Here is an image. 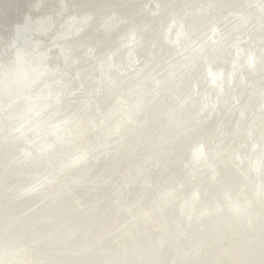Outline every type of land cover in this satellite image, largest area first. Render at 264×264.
I'll list each match as a JSON object with an SVG mask.
<instances>
[{
    "label": "water",
    "instance_id": "1",
    "mask_svg": "<svg viewBox=\"0 0 264 264\" xmlns=\"http://www.w3.org/2000/svg\"><path fill=\"white\" fill-rule=\"evenodd\" d=\"M162 1L164 3H161V7L158 8V5L151 3V0H0V59H2L0 61V101H7V104L0 111V123L7 122V114L14 110L17 111L18 106L25 101L33 102L29 115L30 125H33L31 121L35 123L40 117L46 118V124H43L42 127H30L28 120H17L15 117L12 123L17 122L19 127L15 131L5 129L9 132V138L3 139L0 133V224L10 217H19L20 220L12 224L2 225L1 227L5 231L2 233L8 238H27L28 241H31L34 250H46L53 260V263L49 264H74L80 261L84 262L82 264H156L159 259L156 258V254L152 255L146 249L148 245H151L155 251H161L169 264H172V259L176 254L173 246L158 245V232L160 231L155 229L157 230L156 233L150 232L152 224L143 210L136 207L129 208L133 209L131 211H128L126 207L113 208L112 203L115 201L113 199L107 200V197L113 196V194L109 196L107 194V189L112 185L109 181L110 178L101 176L100 179L96 180L89 177L93 171L98 172L101 166L105 168L108 166L112 175L116 174L118 166L122 164L128 168L127 160L121 158L122 153L116 154L113 150L103 152L102 155L104 154L105 157L102 165L98 161H91L92 158L89 153L82 159H76V163H70V160L65 162L69 152L74 148V141L78 143L86 136L87 132H93L99 123L94 126L90 123L86 127H82L83 131L82 129L74 130L67 121H64L66 123L63 125L65 133H61L63 140L57 144L56 149L49 148L48 141L51 140L45 136L46 130L44 131V128L45 125L46 127L55 125L54 120L60 117L56 114L61 111L57 105L61 104L62 95L55 94L50 106H40L34 102V99L27 97L49 82H52L54 87H59L57 79L48 80L52 76L60 75L67 67L66 63L69 57L66 51L56 44L59 39L75 36L76 39L73 43L80 50L79 58L82 62H86L92 54L90 52L92 48L85 47L79 41L88 39H90V43H95L91 46L93 51L108 56V51L113 49V54L121 60L124 58L126 61L133 45H130L131 43L128 45L130 35L123 38L122 33L134 23L135 25L146 23V27L142 28L145 40L140 45V51L146 54L144 56L145 62L138 70L128 75L112 65L109 66L111 71L114 70L117 74L116 86L119 87H116L117 89H114L113 86V89L109 87L104 96L109 99L118 92L117 90L126 91L129 89L136 91V94L144 93L147 99L135 111H129L133 118L124 122V129L117 131L113 129L112 132L109 130L105 138H119L121 146H126V158L138 166L146 167V171H150L153 175H160L166 163V167L177 171L178 176L181 177V182L184 180L187 184L192 171L201 169L204 172L207 171L203 167L205 161L217 160L221 162L223 160L225 151H221L220 154L218 151L210 157H206L207 153L203 159L198 158L204 156V151L196 154L195 157L191 151L188 156L191 141L195 137L203 134L205 136L206 133H218V121H215L217 118L215 117L217 116L216 107L223 109L225 118L229 114H235L229 132V142L232 143L240 138L242 123L247 120V112L244 106L250 104L252 100L253 103L257 96L254 85H257L264 78V60L262 62L259 60L256 62L249 61L245 59L243 51L238 47L234 51L230 49V39L235 25L240 23V19L237 21L238 17L230 18L229 21H234L229 26L230 30L225 36L216 35L215 32H212L210 21L215 17H221L225 20L223 13L228 4L240 3L243 6L251 7V3H246L244 0H216L214 3V0H202V9L184 14L189 22L195 24L194 30L185 34L182 30L177 31L176 27L172 29L170 25L172 23H168L166 27L162 26V19L176 9L183 10L191 3L197 4L198 0ZM68 6L72 8L73 12L61 16V12ZM88 12H94L96 16L90 14L91 17H86L87 22L82 26L77 24V21H72L81 18L85 20L81 14ZM120 12L128 22L124 21V25L119 31H113L112 21H114L116 13ZM262 12L261 9L253 12V18L257 22H259ZM109 16L114 17L110 21L111 24L106 21ZM91 21L96 27L87 28ZM259 25L260 23H256V26ZM99 30L112 33L105 36ZM176 32H178L177 38L175 37ZM40 37L46 39L48 43L43 53L39 52L42 46ZM190 37L198 38L202 43L193 45L189 41L185 45L182 44L184 38L190 39ZM153 40L157 42L155 43ZM146 43H150L149 48L159 47L154 49L153 54H149L148 50L142 49ZM263 46L264 43L262 42ZM144 48L147 49L145 46ZM56 49L57 51H54ZM48 52L50 54L46 56ZM260 53L264 56V47ZM232 55L233 58L227 60V57L229 59ZM240 57H242L243 62L244 60L246 62H242L243 68L248 75L254 78L256 84L236 78L239 69L237 60ZM209 60L220 63L229 61L230 68L234 66L232 70L234 74L230 75L229 73L227 81L224 83L221 79L216 81L208 68H204L198 76L202 78L204 86L209 82L213 93L220 98L230 94L229 87L238 86V89L243 92L244 99L242 104L233 111L227 103V98L208 102L209 105L204 106L201 102H194L197 98L188 93L191 77L197 75L204 63ZM167 61H171L168 66L164 64ZM39 69L41 76L33 81H28V78L32 79L36 76ZM83 69L87 70V68ZM180 92L187 93L188 97L178 102L176 95ZM19 94L21 95L18 96ZM133 96L136 95L133 94ZM261 103L263 105V102ZM120 107L121 110L114 116H124L122 106ZM258 108L255 114H251L253 121L250 128L262 135L264 134V125L260 123L257 115L260 114L261 117H264V105L260 109ZM47 111H49L47 115H44ZM138 116L139 119L145 120L138 122ZM125 117L128 116L125 115ZM184 119L187 123L184 122ZM125 131L128 132L123 135ZM29 133L32 135L29 136ZM221 134L222 132H219V135ZM34 139L37 141V149L32 143ZM28 141L33 146H28L16 154L15 145L19 142L27 143ZM58 141L60 140L58 139ZM134 142L136 146L131 151L130 143L132 145ZM158 142H163L165 148L172 147L173 150L170 153L172 160H160L155 154L151 156L152 153H158L156 151L162 149ZM42 143L46 144V148L43 147L45 149H41ZM101 146L98 144L96 149ZM79 148L80 146L77 145L76 151ZM249 148L250 151L256 149V147ZM184 149L188 151L185 153V156L188 157H185L183 161L181 151ZM50 154L58 156L56 163L59 167L57 169V165H51L47 159ZM134 154L135 156H133ZM186 161L191 165L188 169ZM118 162L120 163L117 164ZM234 162H240V160L234 158L232 161L228 158V161L223 163L221 168L230 176L232 183L234 181L236 185H239L243 181V177L233 172ZM34 167L41 168V171H45L46 168L50 169V176L44 178V185L47 189L45 204L37 208H35L36 202L31 199L34 196V191L24 188L23 192L15 191L18 192L17 195L8 194L22 187L19 186V183L23 181L22 174L24 171L29 169L28 174L31 177L39 176ZM256 169L255 166H252L250 172H255ZM70 172H77L78 176L70 181L71 188L85 197L88 203L85 208L73 204V195H71L70 190L59 181L69 175ZM141 173L135 171L136 177H139ZM154 178L158 179L159 177ZM181 182H173V184H179L177 187H180ZM114 184L121 191L127 192L132 189L136 191L138 187L145 186L146 183L141 179H125L117 180ZM210 186L211 195H214L213 200H216L220 188L217 185ZM132 197L137 196L133 194ZM197 198L196 195V202ZM158 200V198H151L144 202L152 213L151 220L169 222V230L171 229L178 238H183L188 242L189 237L199 230H202L203 234H208L209 237L214 236L206 228L197 225L201 220L192 219V217L189 220L183 219L184 225L181 227H185V230L180 231L178 221L181 222L182 213L178 211V204L175 203L176 207H173L174 202L169 204L166 198L163 201ZM174 214L178 215V217L175 216L178 219L176 222L169 218L170 215ZM168 218L169 220H167ZM141 225L148 227L139 232L138 226ZM242 227L244 234L239 240L248 239L243 244V250L236 251V246L231 252L221 250L228 245L227 240H224V242L213 246L209 252L222 256L226 260V264H234L235 261L239 262L237 264H264V250L259 253L254 251L257 244L254 240L264 235L258 233L260 229L252 230L251 223L242 225ZM42 232L46 233L42 234ZM121 239L130 242V246L126 249L127 261H125L126 259L120 260L118 257V254L123 252L121 249L118 250ZM169 240H173V238L169 237ZM234 253L237 256H233ZM196 257H199L198 253L192 254L187 259ZM55 258L56 260H54Z\"/></svg>",
    "mask_w": 264,
    "mask_h": 264
},
{
    "label": "bare ground",
    "instance_id": "2",
    "mask_svg": "<svg viewBox=\"0 0 264 264\" xmlns=\"http://www.w3.org/2000/svg\"><path fill=\"white\" fill-rule=\"evenodd\" d=\"M146 1V0H145ZM199 1V0H198ZM211 1V0H210ZM216 0H214L213 1V3L215 2ZM251 1V0H250ZM152 2H153V0H152ZM159 2H161L162 4L164 3L162 0H160ZM158 2V3H159ZM254 3H255V1H253ZM262 2V1H261ZM161 3H159V5L161 4ZM247 3H249V2H247ZM254 3L252 4V6H254ZM154 4V3H153ZM199 4V3H198ZM212 4V3H211ZM258 4V3H257ZM263 4H264V2H263ZM155 5V4H154ZM158 5V6H159ZM230 5V4H229ZM228 5V6H229ZM233 5H235V4H233ZM256 5V4H255ZM260 5V4H259ZM166 6V5H165ZM227 6V7H228ZM235 6H237V5H235ZM241 6H243V5H241ZM240 6V7H241ZM258 6V5H257ZM261 6V5H260ZM259 6V7H260ZM262 6H264V5H262ZM261 6V7H262ZM243 7H245V6H243ZM243 7H241V9L243 8ZM67 8V7H66ZM203 8V5L202 6H199V7H197V6H195V3H191L187 8H183V10H178V9H176V10H174V12L176 13V11H178L179 12V17H180V12L183 14V16H184V14L186 13V12H188V13H190V12H194V11H196V10H198V9H202ZM246 8H250V7H246ZM246 8H243L242 10H244V9H246ZM255 8H256V6H255ZM70 9V8H69ZM68 9V10H69ZM228 9H230V8H228ZM236 8H234V10H235ZM251 9V8H250ZM257 9H258V7H257ZM66 10V9H65ZM71 10V9H70ZM69 10V11H70ZM119 11H120V9H118ZM238 10V9H237ZM237 10H235V11H237ZM263 12H264V10L263 9H261ZM69 11H67V12H69ZM73 11V10H72ZM71 11V12H72ZM248 11H250V10H248ZM254 11V10H253ZM177 12V13H178ZM244 12V11H243ZM94 12H88V13H86V14H84V15H81V16H84L83 18H85V20L84 19H80V20H72V21H77L76 23L77 24H80V26H82L85 22H87V18L86 17H91L90 16V14H92V15H94V16H96V14L94 13ZM121 13V12H120ZM238 13V12H237ZM244 13H246V11L244 12ZM244 13H242V14H244ZM248 13V12H247ZM251 12H249V14H250ZM62 14V13H61ZM64 14V13H63ZM117 14V13H116ZM119 14V13H118ZM174 14V13H173ZM225 14V13H224ZM231 14V13H230ZM242 14L240 15V16H242ZM122 15V14H121ZM171 15V14H170ZM169 15V16H170ZM237 15H239V13L237 14ZM237 15H236V17H237ZM262 15V14H261ZM118 16V15H117ZM174 16V15H173ZM176 16V15H175ZM225 16V15H224ZM228 16V15H227ZM226 16V17H227ZM235 16V15H234ZM244 16V15H243ZM245 16H246V14H245ZM123 17V16H122ZM230 17H232V16H230ZM248 17H250L249 15H248ZM263 18L262 19H264V16H262ZM113 16H109L107 19H106V21H107V23H109V24H111L110 23V21H112L113 20ZM124 18V17H123ZM220 18V17H219ZM247 18V17H246ZM252 18H253V16H252ZM261 18V17H260ZM177 19V18H176ZM176 19H175V21H176ZM182 19H185V26L186 27H188L186 30H189V31H193L194 30V28H195V24L194 23H192V22H189L185 17L184 18H182ZM238 19H240V18H238ZM241 19H244V18H241ZM240 19V20H241ZM249 19V18H248ZM261 19V21H264V20H262ZM115 20V22L117 21V20H119V19H114ZM120 20H123L122 18L120 19ZM214 20H215V18H214ZM226 20H229V18L227 17V19ZM123 21H125V20H123ZM184 21V20H183ZM217 21V20H216ZM220 21V20H219ZM221 21H222V19H221ZM242 21H244V20H242ZM247 21V20H246ZM253 21V20H252ZM113 22V21H112ZM119 22V21H118ZM173 22H174V20H173ZM182 22V21H181ZM215 22V21H214ZM227 22V21H226ZM241 22V21H240ZM117 23V22H116ZM116 23H115V28H116ZM122 23H124V22H122ZM165 23V22H164ZM169 23V22H168ZM170 23H172V22H170ZM217 23H219V22H217ZM228 23V22H227ZM243 23V22H242ZM251 23V22H250ZM260 23V22H259ZM262 23V22H261ZM120 24V23H119ZM118 24V25H119ZM175 24V23H174ZM179 24V23H178ZM215 24V23H214ZM221 24V23H220ZM114 25V24H113ZM117 25V26H118ZM171 25V27H172V29L173 28H175L176 27V30L177 31H184L183 29H185V28H183V27H181L180 25H177V26H173V23L172 24H170ZM182 25V24H181ZM217 25V24H216ZM216 25H214V26H216ZM238 25H240V24H238ZM243 24H241V26H242ZM92 26H94V25H92ZM121 25H119V27H120ZM132 26H134V28H133V30H131V29H129L128 31H129V34H130V36H129V38H128V45L130 44V45H133V46H135V45H139L138 43H142L143 41L142 40H145V36L143 35V30H142V28H144V27H146V23L144 22V23H142V24H138V25H135V23L134 24H132V25H130L129 27H132ZM243 26H245V25H243ZM247 26V25H246ZM122 27V26H121ZM211 27H213V26H211ZM236 27V26H235ZM240 27V26H239ZM264 27V26H263ZM91 28H93V27H91ZM215 28H217V26L215 27ZM219 28V27H218ZM228 28H229V25H228ZM243 28V27H242ZM247 28H248V26H247ZM255 28V27H254ZM257 28V27H256ZM114 29V28H113ZM214 29V28H213ZM225 29V28H224ZM244 29V28H243ZM246 29V28H245ZM249 29V28H248ZM258 29H260V30H262L261 29V24L258 26ZM264 29V28H263ZM116 30V29H115ZM216 30V29H215ZM227 30V29H226ZM225 30V31H226ZM251 30H252V28H251ZM100 31H102V30H100ZM114 31V30H113ZM118 31H119V29H118ZM188 31V32H189ZM246 31H247V29H246ZM249 31H250V29H249ZM254 31V30H253ZM104 32V31H103ZM212 32H213V30H212ZM215 32V31H214ZM251 32V31H250ZM257 32V31H256ZM263 32V31H262ZM261 32V33H262ZM127 32H125V34H126ZM216 33V35L217 34H219L218 33V31L217 32H215ZM235 33V32H234ZM233 33V34H234ZM243 33H245V31L243 32ZM249 33V32H248ZM252 33V32H251ZM250 33V34H251ZM259 33V32H258ZM258 33H256V35L258 34ZM106 34H107V32H106ZM110 34H111V32H110ZM109 34V32H108V35H110ZM124 34V33H123ZM225 34H227V33H225ZM260 34V33H259ZM259 34L257 35V36H259ZM128 35V34H127ZM127 35H125V36H127ZM237 35V34H236ZM235 34H234V36H236ZM240 35V34H239ZM247 35H249V34H247ZM255 35V36H256ZM124 36V35H123ZM221 36V35H220ZM233 36V37H234ZM242 36V35H241ZM243 36H244V34H243ZM250 36H252V35H250ZM260 36H263L264 37V35H260ZM175 37L177 38L178 37V32H176L175 33ZM237 37V36H236ZM254 37V36H253ZM126 38V37H125ZM138 38H141V39H139V41H137L138 40ZM244 38V37H243ZM246 38V37H245ZM247 38H249L248 36H247ZM246 38V39H247ZM252 38V37H251ZM43 39V38H42ZM70 39V38H69ZM195 39H197V38H195ZM241 39V38H240ZM260 39V38H259ZM258 39V40H259ZM61 40V39H60ZM66 40H68V39H66ZM66 40H65V38H64V41L66 42ZM185 40V39H184ZM193 40V39H192ZM244 40V42H245V39H243ZM249 40H251V39H249ZM249 40L247 41V42H249ZM254 40V39H253ZM257 39H255V41H256ZM40 41H41V38H40ZM62 41V40H61ZM135 41V42H134ZM187 41V40H186ZM190 41V40H189ZM195 41H197V40H195ZM263 41V40H262ZM65 42H63V44L65 43ZM68 42H70V41H68ZM153 42H157L156 40H153ZM183 42V41H182ZM235 42V41H234ZM238 42H239V39H238ZM251 42V45L253 44L252 43V40L250 41ZM254 42V41H253ZM261 42V41H260ZM44 43V42H43ZM71 43H72V41H71ZM79 43H83V45H85V47H90V48H92L91 46H93L95 43H90V39H88V40H81V41H79ZM187 43V42H186ZM202 42L201 41H199V42H195V44L196 45H199V44H201ZM231 43H233V42H231ZM255 43V42H254ZM263 43H264V41H263ZM61 44V43H60ZM74 44V43H73ZM240 45H241V43H239ZM246 44V43H245ZM245 44H243V45H245ZM256 44V43H255ZM41 45V44H40ZM42 45H44V44H42ZM58 45H59V43H58ZM65 45H66V43L64 44V47H65ZM154 45H156V44H154ZM153 45V46H154ZM184 45H185V43H184ZM261 45V44H260ZM46 46H47V44H46ZM46 46H44V49H45V47ZM61 46H62V44H61ZM69 46H71L72 47V45H69ZM133 46H131V47H133ZM144 46L145 47H147V49H145L144 48ZM239 46V45H238ZM257 46V45H256ZM42 47V46H41ZM40 47V48H41ZM68 47V46H67ZM66 47V48H67ZM74 47V46H73ZM141 47V46H140ZM150 47V43H146V44H144L143 46H142V49L144 50V51H146V50H148V48ZM152 47V46H151ZM235 47H236V45H235ZM239 47H242V46H239ZM247 47V46H246ZM246 47H245V49H246ZM248 47H251L250 46V44H249V46ZM261 47H262V45H261ZM258 47L259 48V51H252V52H248L249 54H247L246 56H245V59H247V60H249V61H256V60H254V57H256V59L258 58V59H260V62H262L263 60H264V56L262 55V53H260V50L264 47ZM75 48H77V47H74V49L73 50H75ZM135 48V47H134ZM134 48H132V51H136V49H134ZM137 48H138V46H137ZM154 48V47H153ZM152 48V49H153ZM156 48V47H155ZM253 48H256V47H253ZM261 48V49H260ZM68 49V48H67ZM78 49V48H77ZM240 50H242L241 48H239ZM252 49V48H251ZM43 50V49H42ZM69 50V49H68ZM72 50V51H73ZM85 50V49H84ZM140 49L138 48V50L137 51H139ZM250 50V49H249ZM44 51V50H43ZM54 51H57V49L56 50H54ZM66 51V50H65ZM151 51V50H150ZM68 52V51H67ZM66 52V53H67ZM70 52V51H69ZM74 52V51H73ZM77 52H78V50H77ZM93 52V51H92ZM96 51H94V53H95ZM109 53H108V56L109 55H115V54H113L112 52H113V49H110L109 51H108ZM130 52V51H129ZM149 52V51H148ZM245 52V51H244ZM243 52V53H244ZM55 53V52H54ZM72 53V52H71ZM76 53V52H75ZM131 53V52H130ZM129 53V54H130ZM142 53V52H141ZM151 53V52H150ZM48 54H50V52H48L47 54H46V56L48 55ZM78 54V53H77ZM134 54V53H133ZM132 54V55H133ZM135 54H137V52H135ZM134 54V55H135ZM68 55V54H67ZM72 55V54H71ZM92 55V54H91ZM45 56V57H46ZM93 56V55H92ZM97 56H99V55H97ZM116 56V55H115ZM114 56V60H116V57ZM136 56V55H135ZM138 56V55H137ZM141 56V55H140ZM140 56L138 57L139 59H140ZM144 56V55H143ZM244 56V55H243ZM69 57H70V55H69ZM74 57H76L77 58V55L76 56H74ZM90 57V56H89ZM232 57V56H231ZM43 58V57H42ZM100 58V57H99ZM98 58V59H99ZM108 58V57H107ZM106 57H105V59H107ZM132 58H134L133 56H132ZM131 58V56H127V59H126V63H129V62H131V61H133V59ZM136 58V57H135ZM138 58H137V60H138ZM71 60H72V58H70ZM95 59V58H94ZM93 59V60H94ZM109 59H110V57H109ZM108 59V60H109ZM118 59H119V57H118ZM232 59V58H231ZM2 60V59H1ZM71 60H69V61H71ZM76 60V59H75ZM97 60V59H96ZM114 60H113V62H114ZM137 60L136 61H134V62H137ZM142 60V59H141ZM144 60V59H143ZM227 60H229V59H227ZM240 60V59H239ZM239 60H237V61H239ZM68 61V62H69ZM73 61V60H72ZM79 61V60H78ZM88 61V60H87ZM89 61H90V59H89ZM92 61V60H91ZM118 61H121V59L120 60H118ZM118 61H117V63H118ZM123 62H120V63H124L125 62V60L123 59L122 60ZM242 61V60H241ZM100 62V61H99ZM99 62H98V60H97V63L99 64ZM101 62H103V60L101 61ZM106 62V61H105ZM208 62V61H207ZM225 63H226V61H224ZM240 62V61H239ZM243 62V61H242ZM70 63V62H69ZM72 63V62H71ZM81 63V62H80ZM83 63V62H82ZM81 63V65H83ZM95 63H96V61H95ZM107 63H111L110 61L109 62H107ZM115 63V62H114ZM138 63V62H137ZM167 63H168V61H167ZM170 63V62H169ZM210 63V62H209ZM213 63V62H212ZM218 63H219V61H218ZM243 63H246L245 62V60H244V62ZM264 63V62H263ZM76 63L74 62V65H75ZM89 64V63H88ZM87 64V66L88 67H90L89 65ZM116 64V63H115ZM119 64V63H118ZM131 64V63H130ZM136 64V63H135ZM139 64V63H138ZM142 64H143V62H142ZM165 64H166V62H165ZM205 64V63H204ZM211 64V63H210ZM239 64V63H238ZM72 65V64H71ZM73 65V66H74ZM77 65V64H76ZM79 66H81L80 64H78ZM85 65H86V63H85ZM85 65H83V67L85 66ZM105 65V64H104ZM112 64H110L109 66H111ZM123 65V64H122ZM126 65V64H125ZM208 65V64H207ZM206 65V67L209 69V67ZM219 65V64H218ZM249 65V64H248ZM69 67H70V65H68ZM79 66H78V68H79ZM95 66H97V64L95 65ZM102 66V65H101ZM100 66V67H101ZM116 66V65H115ZM120 66H121V64H120ZM129 66V65H128ZM131 66V65H130ZM129 66V67H130ZM134 66V65H133ZM133 66L131 67V68H133ZM136 66V67H135ZM134 67L135 68H137V66L138 65H135ZM213 66V65H212ZM221 66V65H220ZM223 66H225V65H223ZM222 66V67H223ZM228 66V65H227ZM240 66H242V64L240 65ZM239 66V67H240ZM69 67H67V68H69ZM98 67H99V65H98ZM116 67H118V65L116 66ZM140 67V66H139ZM216 67V66H215ZM222 67H220V69H219V71H218V69L216 70L217 72H214V71H212L211 69H210V71L212 72V77L214 78V79H216V81H220V79L222 78L221 76H222V73L220 72L221 71V68ZM228 67H230V66H228ZM46 69H49V68H47V67H45ZM74 68V67H73ZM76 68H77V66H76ZM84 68H86V67H84ZM95 67L93 66V68L92 69H94ZM104 68H106V67H104ZM120 68V67H119ZM118 68V69H119ZM121 68H122V66H121ZM123 68H124V65H123ZM122 68V69H123ZM216 68H218V67H216ZM225 68V67H224ZM227 68V67H226ZM233 68H234V66L233 67H231V69L230 68H227V69H230L229 71V73H230V75H232V74H234V72L232 71L233 70ZM241 68V67H240ZM75 69V68H74ZM73 69V70H74ZM83 69V68H82ZM82 69H80V70H82ZM89 69V68H88ZM90 69H91V67H90ZM91 69V70H92ZM96 69V68H95ZM98 69V68H97ZM97 69H96V71H97ZM101 69H103V68H101ZM109 69L110 68H108V71H109ZM215 69V68H214ZM213 69V70H214ZM243 69V68H242ZM70 70V69H69ZM72 70V69H71ZM78 70V69H77ZM107 70V69H106ZM119 70H121V69H119ZM133 70H134V68H133ZM145 70L147 71V69L145 68ZM223 70V69H222ZM224 70H226V69H224ZM241 70V69H240ZM65 71V70H64ZM99 71V70H98ZM103 71V70H102ZM107 71V72H108ZM125 71V70H124ZM201 71V70H200ZM239 71V70H238ZM237 71V72H238ZM73 72V71H72ZM71 72V73H72ZM80 72H83V73H85L86 72V70H85V72L84 71H80ZM94 72V71H93ZM93 72H91V73H93ZM113 72V71H112ZM112 72L110 71V73L112 74ZM133 72V71H132ZM150 72V71H149ZM228 72V71H227ZM244 72V70L242 71V73ZM65 73V75H66V73H67V71L66 72H64ZM70 73V72H69ZM77 73V72H76ZM78 73H79V71H78ZM83 73H80V74H83ZM90 73V72H89ZM88 73V74H89ZM97 73V72H96ZM95 72L93 73V74H96ZM102 73V72H101ZM99 74V73H98ZM128 74V73H127ZM126 74V75H127ZM198 74V73H197ZM228 74V73H227ZM226 74V75H227ZM64 74H63V77L65 76ZM72 75H73V73H72ZM76 75V74H75ZM78 75V74H77ZM77 75L75 76V78H77ZM85 75V74H84ZM101 75V74H100ZM99 75V76H100ZM105 75V74H104ZM106 75H107V73H106ZM238 75H239V73H238ZM41 76V71H40V69L36 72V76H34L32 79H30V78H28V81H33V80H35L36 78H39ZM57 76V75H56ZM69 76L71 77V75L69 74ZM79 76V75H78ZM86 76V75H85ZM111 76H113V75H111ZM199 76V75H198ZM243 76V75H242ZM246 76V75H245ZM60 77H61V79H62V76L60 75ZM67 77H68V74H67ZM84 78V76L82 75L81 76V78ZM91 77V76H90ZM93 77V76H92ZM91 77V78H92ZM97 77H98V75H97ZM95 75H94V77L93 78H97ZM101 77H102V75H101ZM108 77V76H107ZM106 77V78H107ZM193 77V76H192ZM191 77V78H192ZM238 77V76H237ZM248 77V79H249V76H247ZM52 78V77H51ZM54 78V77H53ZM57 78H59V76H57ZM74 78V77H73ZM74 78V79H75ZM85 78H87V77H85ZM196 78H198L197 76H196ZM195 77H194V81H195V79H196ZM212 78V79H213ZM245 78V77H244ZM50 79V78H49ZM55 79H56V77H55ZM54 79V80H55ZM61 79H59V80H61ZM65 79V78H64ZM63 79V80H64ZM67 79H70V78H67ZM80 79V78H79ZM98 79H99V77H98ZM103 79V78H102ZM108 80H110V81H113V80H111V79H109V77L107 78ZM116 80H117V78H115ZM252 80L250 81V82H255L254 81V78H251ZM51 80V79H50ZM77 79H75V81H76ZM87 80V79H86ZM101 80V79H100ZM104 80H105V78L102 80L103 82H104ZM201 80V79H200ZM222 80V79H221ZM247 80V79H246ZM250 80V79H249ZM248 80V81H249ZM67 81V80H66ZM74 81V80H73ZM74 81V82H75ZM82 81H83V79H82ZM89 81H90V79H89ZM91 81H93V83H97V82H94V81H96V80H91ZM99 81V80H98ZM106 81V83H107V80H105ZM109 81V82H110ZM213 81H215V80H213ZM224 81V80H223ZM263 81V80H262ZM61 82V81H60ZM63 82H65V81H62V83ZM71 82V81H70ZM80 82V81H79ZM84 82H86V81H84ZM83 82V83H84ZM115 82V81H114ZM192 82V81H191ZM198 82V81H197ZM202 82V81H201ZM28 83V82H27ZM58 83V82H57ZM68 83V82H67ZM73 83V82H72ZM83 83H82V85H83ZM87 83V82H86ZM90 83V82H89ZM88 83V84H89ZM112 83V82H111ZM209 83V82H208ZM208 83H206L205 84V86L203 87V91L201 92V93H199V94H197V93H193L195 90H193V95L195 94H197V99H195V101L194 102H201V104H203L204 106L205 105H209L208 104V102H216V101H220V100H222L220 97H218L217 95H215L214 93H213V91L211 90V86L208 84ZM259 83V82H258ZM52 84V83H51ZM71 84V83H70ZM75 84V83H74ZM78 84V83H77ZM98 84H99V87H100V85L102 84H100L99 82H98ZM108 84V83H107ZM116 82H115V84L113 85L112 84V86L114 87V89H117L118 87L116 86ZM193 84V83H192ZM255 84H256V82H255ZM59 85V84H58ZM67 85H69V84H67ZM81 84H80V86H82ZM86 85V84H85ZM94 85V84H93ZM103 85V84H102ZM101 85V86H102ZM196 84H194V86H195ZM199 85V84H198ZM198 85H197V87H198ZM202 85V84H201ZM258 85V84H257ZM264 85V84H263ZM262 85V86H263ZM60 86H62V85H60ZM75 86H76V84H75ZM89 86H90V84H89ZM109 86H110V84H109ZM111 86V87H112ZM193 86V87H194ZM255 86V85H254ZM260 85H258V87H259ZM261 86V87H262ZM62 87H64V86H62ZM62 87H54V84H52V85H50L49 83H46L44 86H41L38 90H36V91H34L33 93H31L27 98H30V99H34V102L36 103V104H40V106H42V105H44V106H50V105H52V98H53V96L55 95V94H63V92L65 91V90H62V89H64V88H62ZM67 87V86H66ZM66 87H65V89H66ZM70 87H72V84L70 85ZM86 87V86H85ZM93 87V86H92ZM98 87V88H99ZM105 87H107L106 86V84L103 86V89L105 88ZM113 87H112V89H113ZM117 87V88H116ZM196 87V88H197ZM199 87H201V86H199ZM238 87V86H237ZM257 87V88H258ZM74 88V87H73ZM94 89H95V86L93 87ZM92 88V89H93ZM102 88V87H101ZM189 88H191V87H189ZM195 88V87H194ZM262 88H264V87H262ZM70 90H71V88H69ZM76 89V87L74 88V90ZM79 89V88H78ZM85 89H87V88H85ZM97 89V88H96ZM200 89V88H199ZM229 89V88H228ZM232 89V88H231ZM234 89V88H233ZM67 90H68V88H67ZM69 90V92L71 93V91ZM73 90V89H72ZM81 90L83 91V89H82V87H81ZM98 90V89H97ZM96 90V91H97ZM101 90V89H100ZM105 90V89H104ZM190 90V89H189ZM197 90V89H196ZM201 90V89H200ZM230 90V89H229ZM261 90V92H262V89H260ZM259 90V91H260ZM92 92H93V90H91ZM95 91V92H96ZM106 91H107V89H106ZM117 91H119V90H117ZM127 91V94L129 95V96H131V95H136V96H131L132 97V102H131V105L132 106H130V108H128V107H125V108H128V114L126 115V116H128V117H125V115L123 116V117H120V116H116L117 117V119L115 120L114 119V114H116L117 112H119L120 110H121V107H120V105L118 106V107H110V109H104V107H103V110H105V114H106V123L107 122H110V121H113L114 120V123H112L111 125H109V127H110V132H112V131H114L113 129H116L115 131H117V130H121L123 127H124V122L125 121H127V119H129V118H133L132 117V115H130L129 114V111L130 110H133V111H135V109L136 108H138V106H140V104L142 103V102H145V100L147 99V97H146V95L144 94V93H138V94H136V91H132V90H126ZM234 91V90H233ZM240 91V90H239ZM238 91V92H239ZM249 91V90H248ZM67 92V91H66ZM68 92V93H69ZM90 92V91H89ZM89 92H87L88 94H89ZM92 92H91V94H92ZM101 92V91H100ZM99 92V93H100ZM124 93H125V91H123ZM122 91H120V92H118V93H120L121 94V97H122V93H123ZM146 92V91H145ZM229 92H231V90L229 91ZM236 92V91H235ZM238 92H236V94L238 93ZM240 92H242V90L240 91ZM75 93V92H74ZM82 93V92H81ZM87 93H84V96H85V94H87ZM104 94H105V91L103 92ZM102 93V95H104ZM67 94V93H66ZM75 94H77V93H75ZM90 94V95H91ZM93 94H95V93H93ZM97 94V93H96ZM120 94L119 95H117V96H120ZM126 94V93H125ZM124 94V95H125ZM183 94H185V93H183ZM21 95V94H20ZM19 95V96H20ZM69 95V94H68ZM67 95V96H68ZM78 95V94H77ZM77 95H76V97H77ZM81 95V94H80ZM79 95V96H80ZM186 95V94H185ZM195 95H194V97H195ZM230 95V94H229ZM233 96H234V93L232 94ZM239 94H237V96H238ZM242 95V94H241ZM240 95V96H241ZM66 96V95H65ZM71 96V95H70ZM70 96H69V98H70ZM78 96V97H79ZM82 96H83V94H82ZM83 96V97H84ZM94 96V95H93ZM93 96H92V98H93ZM100 96H101V94H100ZM126 96V95H125ZM178 96H181V94L180 95H178ZM211 96H213L214 97V99L215 100H210V97ZM260 96V95H259ZM62 97V96H61ZM73 97V96H72ZM71 97V98H72ZM86 97H88V96H86ZM130 97V98H131ZM177 97V96H176ZM182 97V96H181ZM184 97H186V96H184ZM183 97V98H184ZM188 97V96H187ZM212 97V98H213ZM227 97V96H226ZM239 97V96H238ZM258 97V96H257ZM263 97V96H262ZM60 98V97H59ZM66 98V97H65ZM68 98V97H67ZM69 98H68V100H69ZM75 98V97H74ZM96 97H94V99H95ZM120 97H118V99H119ZM211 98V99H212ZM223 98H225V97H223ZM229 98V100H231L230 99V97H228ZM235 98V97H234ZM234 98H233V100H234ZM241 98V97H240ZM242 98H244V97H242ZM241 98V99H242ZM73 99V98H72ZM82 99V98H81ZM84 99V98H83ZM98 99H99V97H98ZM102 99V98H101ZM110 99H112V98H109V100ZM118 99H114L115 100V102L117 103L118 102ZM123 99H124V97H123ZM180 98H178V100H179ZM182 99V98H181ZM0 100H1V97H0ZM62 100H64L63 99V97H62ZM74 100V99H73ZM79 100V99H78ZM89 100V99H88ZM88 100H86V102L88 101ZM106 100V98H105V96H103V102ZM108 100V101H109ZM113 100V99H112ZM111 100V101H112ZM127 99H125L124 101H126ZM128 100H129V98H128ZM130 100V101H131ZM233 100H231V101H233ZM258 100V99H257ZM261 100V99H260ZM65 102H66V100H64ZM63 101V102H64ZM75 101H76V98H75ZM79 101H81V100H79ZM96 101V100H95ZM129 101V102H130ZM181 101V100H180ZM230 101V102H231ZM253 101V100H252ZM252 101H251V103L250 104H247V106L245 105L244 106V109L246 110V112H247V114L248 115H250L249 113H248V109L252 106ZM256 101V100H255ZM70 102H72V101H70ZM84 102V101H83ZM89 102V101H88ZM91 102V101H90ZM89 102V103H90ZM99 102H101V100L99 101ZM103 102H101V103H103ZM106 102V101H105ZM123 102V101H122ZM229 102V103H230ZM262 102H263V105H264V99L262 100ZM78 103V102H77ZM81 103V102H80ZM97 103V102H96ZM101 103H99V104H101ZM108 103V102H107ZM113 103H114V101H113ZM113 103H111V104H113ZM115 103V104H116ZM228 103V104H229ZM233 103V102H232ZM261 103V102H260ZM7 104V101H0V111H1V109H2V107H4V105H6ZM62 104V103H61ZM70 104V103H69ZM69 104H67V106L69 105ZM73 104V103H72ZM71 104V106H74V105H72ZM109 104H110V101H109ZM120 104V103H119ZM127 104L129 105V103L127 102ZM238 104V103H237ZM256 104H258V102H256ZM64 106L66 105V104H63ZM83 105H86V104H83ZM83 105H82V107H83ZM88 105V104H87ZM105 105V104H104ZM118 104H116L115 106H117ZM124 105H125V103H124ZM127 105V106H128ZM230 105V104H229ZM233 105H234V103H233ZM240 105V104H239ZM263 105H262V103L260 104V106H259V108L258 109H260L261 108V106L263 107ZM32 106H33V102H31V101H25L22 105H20V106H18V109H17V111H11L9 114H7L8 116H6V121L7 122H2V123H0V133H1V135H2V137H3V139H7V138H9L8 136H9V132L7 131V130H5V129H11V130H13V131H15L16 129H17V126H18V124L17 125H14V124H16V123H12V121L14 120V118L16 117L17 118V120H21V119H23V120H28V123H29V125H30V117H29V115H30V112H31V110H32ZM70 106V105H69ZM110 106V105H109ZM122 106V105H121ZM231 106V105H230ZM237 106V105H236ZM253 106H255V105H253ZM59 107H61L60 106V104H59ZM76 107V106H75ZM78 107V106H77ZM80 107V106H79ZM86 107V106H85ZM90 107V106H89ZM98 107H100V106H98ZM107 107H108V105H107ZM106 107V108H107ZM232 107V106H231ZM61 108H64V107H61ZM71 108H73V107H71ZM70 107H69V109H71ZM88 108V107H87ZM257 108V107H256ZM65 109H67V107L65 108ZM64 109V110H65ZM73 109H76V108H73ZM79 109V108H78ZM81 109V108H80ZM95 109V108H94ZM123 109V111H125L126 112V110L127 109H125L124 110V107L122 108ZM216 109H218L217 107H216ZM216 109H215V113H216ZM220 109H222V108H220ZM236 109V108H235ZM263 109V108H262ZM64 110H62V111H64ZM82 110V109H81ZM80 110V111H81ZM85 110H86V108H85ZM99 110H102V109H100L99 108ZM102 110V111H103ZM252 110L253 111H255L254 110V107L252 108ZM257 110V109H256ZM75 111V110H74ZM73 111V112H74ZM221 111V110H220ZM233 111V110H232ZM67 112V111H66ZM70 113H71V111H69ZM68 112V113H69ZM78 112V110H76V113ZM96 112H97V109H96ZM250 112V111H249ZM252 112V111H251ZM82 113V112H81ZM86 114H87V112H85ZM98 113V112H97ZM102 113V112H101ZM124 113V112H123ZM59 114H61V113H59ZM59 114H57V115H59ZM72 114V113H71ZM74 114V113H73ZM73 114H72V116H73ZM79 114V113H78ZM83 114H84V112H83ZM85 114V115H86ZM100 114V113H99ZM98 114V115H99ZM105 114H102L103 116L105 115ZM222 114V113H221ZM233 114V113H232ZM47 115V114H46ZM63 115V114H62ZM66 115V114H65ZM68 115H70V114H68ZM82 115V114H81ZM93 115V114H92ZM94 115H96L95 113H94ZM97 115V116H98ZM234 115V114H233ZM233 115H232V118H234L233 117ZM256 115H257V112H256ZM64 116V115H63ZM76 116V115H75ZM78 116V115H77ZM76 116V117H77ZM97 116H93V117H97ZM222 118H224L223 117V114L222 115H220ZM219 115H218V117H220ZM251 116V115H250ZM76 117H75V119H76ZM82 117H84V115L82 116ZM86 117V116H85ZM92 117V118H93ZM101 117V116H100ZM216 117V116H215ZM249 117V116H248ZM257 117H258V119H259V121H260V123H262V125H264V121H263V119H264V117H261L260 116V114L259 115H257ZM63 117H58L57 119H55L54 120V124L55 125H53V126H51V127H46V125H45V128H44V131L46 130V132H44L45 133V136L46 137H48L51 141H48V143H49V148H51V149H56V146H57V144L59 143V142H61L63 139H62V137H61V133L62 134H64L65 133V130L63 129L62 131H59L60 130V128L59 127H62L64 124H66V123H64V121L65 120H63V119H65V118H63ZM70 118H72V117H70ZM104 118V117H103ZM139 118V117H138ZM250 118V117H249ZM72 119H74V118H72ZM78 119V118H77ZM80 119V121H82L83 120V118H82V120H81V118H79ZM95 119V118H94ZM100 119H102V118H100ZM111 119H113V120H111ZM228 119V118H227ZM252 119V118H251ZM67 120H68V118H67ZM98 121H100L99 119H97ZM103 121H104V119H102ZM141 122L142 121H144L145 119H139ZM222 120V119H221ZM225 120V119H224ZM223 120V121H224ZM229 120V119H228ZM230 120H231V117H230ZM234 120V119H233ZM253 120V119H252ZM69 121V120H68ZM75 121V120H74ZM84 121V120H83ZM93 121V120H92ZM102 121V122H103ZM138 121V120H137ZM215 121H217V120H215ZM225 121H227V120H225ZM224 121V122H225ZM52 122V121H51ZM73 122V120H71L70 121V124ZM77 122V121H76ZM102 122H100V123H102ZM182 122V121H181ZM184 122L185 123H187V121H186V119H184ZM244 122H246V120L244 121ZM244 122L242 123V125L244 124ZM31 123L33 124V125H30V127L31 126H34V127H38V126H40V127H42L43 126V124H46V118L45 117H40V119H38L35 123L33 122V121H31ZM77 123H79V121L77 122ZM77 123H75L76 125H79V124H77ZM91 123V121L89 120V119H86L85 121H84V123H80L81 125L80 126H76L75 128H74V130H83L84 131V129L82 128V127H86L87 125H89ZM95 123V124H94ZM99 123V122H98ZM98 123H97V121L95 122V120H94V122L92 123V126H94V125H98ZM99 123V124H100ZM120 123H122L121 125H120V127L118 128V125L120 124ZM145 123V122H144ZM219 123V122H218ZM220 123H222V121L220 122ZM219 123V124H220ZM230 123V122H229ZM254 123V122H253ZM104 124V123H103ZM228 124V123H227ZM246 124V123H245ZM102 125V124H101ZM221 125V124H220ZM230 125V124H229ZM231 125H232V123H231ZM100 126V125H99ZM104 126V125H103ZM227 126V125H226ZM246 126V125H245ZM106 127V126H105ZM104 127V128H105ZM108 127V126H107ZM219 127V126H218ZM222 127V126H221ZM57 128H59V132H55L56 131V129ZM98 128V127H97ZM223 128H225V125H224V127ZM222 128V129H223ZM227 128V127H226ZM90 129V128H89ZM89 129H88V131H89ZM100 129L102 130V128L100 127ZM108 129V128H107ZM124 129V128H123ZM244 129H246L245 127H244ZM249 129V130H248ZM251 128H247V132H245L246 133V136L248 137L249 136V134H250V132H251V134H250V136L249 137H251V135H255V137H253L254 138V141H251V143H250V147L252 148V147H258L259 148V151L261 150V153H260V156L262 157V158H264V134H262V135H260V134H258L257 132H256V130L255 129H251ZM98 130V129H97ZM100 130V131H101ZM104 130V129H103ZM221 130V129H220ZM224 130V129H223ZM108 131H109V129H108ZM104 132H105V130H104ZM107 132V131H106ZM127 132L128 131H125L124 133H123V135H125V134H127ZM225 132H226V130H225ZM243 132H244V130H243ZM52 133H54V134H52ZM88 133V132H87ZM87 133H86V137H87ZM215 133V132H214ZM219 133V132H218ZM224 133V132H223ZM228 133V132H227ZM226 133V135L228 136V134ZM93 134H95V133H93ZM92 134V135H93ZM97 134V133H96ZM95 134V135H96ZM241 134H242V127H241V132H240V135L239 136H241ZM41 135V134H40ZM91 135V134H90ZM91 135V136H92ZM99 135H100V133H99ZM207 135H209V134H207ZM214 135V134H213ZM245 135V134H244ZM30 136V135H29ZM89 136V135H88ZM96 136H98V135H96ZM103 136H104V134H103ZM102 136V137H103ZM200 136H202V135H200ZM199 136V137H200ZM212 135H210L209 137H211ZM242 136H243V134H242ZM93 137H94V135H93ZM124 137V136H123ZM198 137V138H199ZM208 137V136H207ZM222 137V136H221ZM223 137H224V135H223ZM248 137V138H249ZM90 138V137H89ZM97 138V137H96ZM99 138H101V137H99ZM111 138V137H110ZM196 139H197V137H195ZM201 138V137H200ZM199 138V139H200ZM217 138V136L214 138V139H216ZM226 138V137H225ZM229 138V137H228ZM228 138H226V139H228ZM242 138V137H241ZM245 138V137H244ZM29 139V138H28ZM58 139L60 140V141H58ZM88 139V138H87ZM98 139V138H97ZM118 139V138H117ZM116 139V140H117ZM213 139V138H212ZM222 139V138H221ZM225 139V140H226ZM86 140V139H85ZM90 140V139H89ZM94 140V139H93ZM104 140V139H103ZM105 140H108V139H105ZM111 140H113V137H112V139ZM115 140V139H114ZM208 140H210V139H208ZM219 140H220V138H219ZM229 140V139H228ZM239 140V139H238ZM243 140V139H242ZM248 139H246V141H247ZM252 140V139H251ZM97 141V140H96ZM99 141H102V140H100L99 139ZM194 141V140H193ZM204 141V140H203ZM224 140H222V142H223ZM29 142V141H28ZM82 142H83V140H82ZM82 142H78V143H80V148L76 151V152H72V153H70L69 154V156L67 157V159L65 160V162H67V161H69L70 160V163H74L75 162V160L76 159H82L83 157H85L86 155H88V153H90L88 150H86V148H85V150L84 149H82V148H84L83 146H82V148H81V143ZM86 142V141H85ZM85 142H84V144H85ZM91 142V141H90ZM104 142V141H103ZM107 142V141H106ZM109 142V141H108ZM114 142V141H113ZM112 141H111V143H113ZM197 141H195L194 143H196ZM199 142V141H198ZM197 142V146H190V150H189V152L188 151H186L185 149L183 150V151H181V156H182V159H183V161H184V158L186 157L185 156V153L186 152H188V156H189V153L192 151L193 152V154H194V157H195V155L196 154H199V153H203V151H205V149H204V147H203V143H202V146L200 145V143H198ZM213 142V141H212ZM214 142H216V141H214ZM218 142V141H217ZM216 142V143H217ZM221 142V143H222ZM249 142V141H248ZM24 143V142H23ZM32 143H34V145H35V149H37V141H36V139H34L33 141H32ZM74 143L75 144H78V143H76V141H74ZM94 143V142H93ZM102 143V142H101ZM101 143H99V144H101ZM116 143V142H115ZM159 143V142H158ZM192 144H194L193 142H191ZM206 143V142H205ZM204 143V144H205ZM211 143V142H210ZM209 143V144H210ZM216 143H214V144H216ZM220 143V142H219ZM220 143V144H221ZM241 143H242V141H241ZM29 145H30V143H28ZM83 144V143H82ZM114 144V143H113ZM112 144V146H114ZM232 145H233V143H231ZM230 144V145H231ZM245 144H247V143H245ZM244 144V145H245ZM26 145V144H25ZM79 145V144H78ZM109 145V144H108ZM111 145V144H110ZM117 145V144H116ZM222 145V144H221ZM226 145V144H225ZM225 145L223 146V149H224V147H225ZM239 145H240V143H239ZM24 146V145H23ZM88 146V145H87ZM97 146H98V144L95 146L96 148H97ZM130 146H131V151H132V149H133V147L134 146H136V143L134 142V144H132L131 145V143H130ZM159 146L160 147H162V149L161 150H157L156 152H158V153H152L151 154V156L153 155V154H155V155H157L158 157L157 158H159L160 160H163V159H167V160H172V157H171V155H170V153L172 152V147L170 148V147H167V148H165V146H163V142H160L159 143ZM205 146H207V145H205ZM215 146V145H214ZM213 146V147H214ZM217 146V145H216ZM229 146V145H228ZM241 146V145H240ZM240 146H238V147H240ZM247 148H248V146L247 145H245ZM43 147H45L46 148V144L45 143H42V147H41V149H45V148H43ZM73 147V146H72ZM104 147L106 148L107 146H105L104 145ZM209 147H211V146H209ZM218 147H220V146H218ZM227 147V146H226ZM237 147V148H238ZM246 147H244V149H246ZM96 148H94L93 147V149L91 148V154H92V152H93V154H96L97 153V151H95L96 150ZM101 148H103L102 146H101ZM116 148V147H115ZM208 148V147H207ZM215 148V147H214ZM222 148V147H221ZM233 148H235V147H233ZM243 148V147H242ZM212 149V148H211ZM230 149H231V147H230ZM229 149V150H230ZM244 149H243V151H244ZM74 150H76V149H74ZM90 150V149H89ZM98 150V149H97ZM103 150H104V148H103ZM107 151L109 150L110 151V149L107 147V149H106ZM112 150V149H111ZM209 150V149H208ZM225 150V149H224ZM239 150H240V148H239ZM238 150V151H239ZM250 150V149H249ZM256 150V149H255ZM105 151V150H104ZM218 151H219V154L221 153V150H217V149H213V150H209L208 152H206V153H208L207 154V156L206 157H210V156H212V155H214L215 153H218ZM223 151V150H222ZM236 151V152H235ZM235 151H234V149H233V152H235V153H233L232 152V149H231V154H230V156H226V158L225 159H223L221 162H218V161H205L204 162V164H203V167L205 168V169H210V168H212V167H214L213 169H215V173H212L211 175H210V177L208 178V179H210V181H208L207 182V184H206V181H205V184H206V186H205V188H204V200H202V205L200 204V201H197L196 202V195H198L197 194V192H192V191H190V192H188L187 193V195H183L185 198L186 197H188L187 199H183L182 201H180V202H178V203H176V201H174V197H176V196H173V197H171L170 196V198L167 200V202L169 203V204H171V203H173V204H178V211L180 212V213H182V217H181V222H180V225H178V228H179V230L180 231H184L185 230V227H181L182 225H184V222H183V219H186V220H189V218L190 217H192V219H197V220H201L200 222H198V226L200 225L201 227H204V228H206L207 229V231H209V232H211V233H213L214 234V236H212L211 235V237H209V235L208 234H203V232H202V230H199V232H196L195 234H193V235H191L189 238V241L187 242L185 239H183V238H178L174 233H173V231L171 232L172 233V236L174 237V239L175 240H169V238L167 239V237H170V231H168L169 230V228H168V225H169V222L168 223H165L163 220H156V221H152L151 220V218H152V213L150 212V211H144L145 213H146V215L148 216V218H150L149 219V222L152 224V226H150V228H151V233H156L157 232V230H155V229H159V231L160 232H158V241H159V243H158V245L160 244V245H167V247H174V250H175V256L173 257V259H172V263L174 264V263H176L175 262V259H177L178 258V263L177 264H179V263H182V264H184L185 263V261H187L188 259L187 258H189L190 256H192V254H194V253H197L198 252V254L199 255H205L206 256V260H203L204 262H202V264H211V261H212V259L213 258H215L217 261H218V264H226V260L224 259V258H222V256H217V255H215V254H213V253H210L209 251L213 248V246H216L217 245V243H222V242H224L221 238H227V237H231V236H233L234 234H235V237L233 238V239H231L230 241H231V243L229 244L228 242V245H227V249H224V247H223V249H221V250H223V251H225V252H231L233 249H234V247L236 246V251H240V250H243V244L248 240L247 238L246 239H244L243 241H240L239 239H240V237H242V236H238L237 234H239L238 232H237V228L239 227V229L240 228H242V225H244V223L245 222H243V224L241 223L242 222V219H243V221H247L248 223H251L252 221H253V223H257V224H251L252 225V227H251V229L252 230H258V229H260L259 231H258V233H262L263 235H264V222L262 223L261 222V217H263L264 218V208H260L259 206H257L256 204V201H257V198L258 197H260L258 194H259V191H261V196H263L264 197V175H261V179L260 180H255L254 178H252V176H250V174L249 173H245V175L243 176L244 178H243V181L242 182H240V184L239 185H236L235 184V182L233 181V183H232V180L230 179V176L227 174V173H225L223 170H222V168H221V165L223 164V163H225V162H227L228 161V158H230L232 161H234V158L235 159H238V160H243V158H244V156H242V152L240 153V151H239V153L241 154H238V152H237V150L235 149ZM71 152V151H70ZM99 152V151H98ZM114 152H116V154L118 153H122V157L121 158H125V160H127V164L128 165H130V163H132L131 165L132 166H134L135 167V171H137V172H142V173H145L146 174V167H143V166H141V165H139V166H137L136 165V163L135 162H130L127 158H126V156H125V152H126V146H119V147H117L116 148V150L114 151ZM226 152V151H225ZM251 152V151H250ZM250 152H248V153H250ZM73 153H74V156L72 157V159H71V156L73 155ZM229 153V152H228ZM243 153H245V151L243 152ZM16 154H17V152H16ZM252 154V153H251ZM251 154H249V155H251ZM104 155V154H103ZM205 155L206 154H204V156H202L201 158H198V159H203L204 157H205ZM216 155H218V154H216ZM225 155V154H224ZM244 155H247V154H244ZM248 155V156H249ZM256 155V154H255ZM258 155V154H257ZM256 155V156H257ZM53 156V155H52ZM57 156V155H56ZM133 156H135V154L133 155ZM187 156V157H188ZM253 156V155H252ZM251 156V157H252ZM186 157V158H187ZM258 157H259V155H258ZM258 157H256V158H258ZM260 157V158H261ZM50 158V157H49ZM54 158V157H53ZM57 158H58V156H57ZM102 158V157H101ZM100 158V159H101ZM250 158V157H249ZM254 158V157H253ZM255 158V159H256ZM47 159H48V157H47ZM99 159V158H98ZM247 159H248V157H247ZM50 160V159H49ZM54 160V159H53ZM71 160H73V162H71ZM251 160H252V158H251ZM257 160V159H256ZM55 161V160H54ZM53 162V161H52ZM51 162V163H52ZM101 162H102V160H101ZM162 162H164V161H162ZM188 162V161H187ZM186 162V163H187ZM248 162V165L250 164V161H246V163ZM254 162V161H253ZM264 162V161H263ZM76 163V162H75ZM120 162H118L117 164H119ZM243 165V167H244V162H241ZM257 163V162H256ZM256 163H255V166H256ZM258 163H259V161H258ZM260 163H261V161H260ZM260 163H259V166H260ZM238 164H239V162H238ZM233 165H234V163H233ZM251 165V164H250ZM123 166V165H122ZM131 166V167H132ZM167 165L165 164L164 165V167H165V169L164 170H166L167 169V167H166ZM239 166V165H238ZM254 166V165H253ZM262 167H263V165H261ZM119 167V166H118ZM241 167V165L239 166V168ZM256 167H258V166H256ZM102 168V167H101ZM123 168V167H122ZM129 168V167H128ZM127 168V169H128ZM235 168V167H234ZM237 168V167H236ZM245 168V167H244ZM252 168V167H251ZM49 169V168H48ZM106 169V168H105ZM125 169V168H124ZM134 169V168H133ZM242 169V168H241ZM245 169H247V168H245ZM264 169V168H263ZM103 170H104V167H103ZM168 170V169H167ZM166 170V171H167ZM172 170V169H171ZM211 170V169H210ZM209 170V171H210ZM257 170V169H256ZM41 171V170H40ZM47 171V170H46ZM125 171V170H124ZM130 171V170H129ZM169 171V170H168ZM173 171V170H172ZM214 171V170H213ZM234 171H235V169H234ZM233 171V172H234ZM243 171H245V170H243ZM28 172V171H27ZM43 172V171H42ZM105 172V171H104ZM107 172V171H106ZM105 172V173H106ZM119 172V171H118ZM134 172V171H133ZM194 172L195 171H192V177H193V174H194ZM198 172V171H197ZM196 172V173H197ZM206 172V171H205ZM204 172V173H205ZM240 172H242V171H240ZM247 172H248V170H247ZM45 173V172H44ZM46 173H48V172H46ZM73 173V172H72ZM75 173V172H74ZM95 173V172H94ZM100 173H101V171H100ZM109 173V172H108ZM126 173H127V170H126ZM125 173V174H126ZM149 173V172H148ZM177 174H178V172H176ZM201 173V172H200ZM206 173H208V172H206ZM235 173V172H234ZM259 173V175H260V172H258ZM41 174V173H40ZM39 174V175H40ZM52 174V173H51ZM76 174V173H75ZM120 174V173H119ZM127 174H129V173H127ZM131 174V173H130ZM129 174V175H130ZM161 174V173H160ZM168 174V173H167ZM167 174H165V175H167ZM171 174H172V172H171ZM190 174V175H191ZM263 174V173H262ZM25 175V174H24ZM27 175V174H26ZM46 175V174H45ZM90 175V174H89ZM96 175V174H95ZM142 175V174H141ZM141 175H140V177H141ZM164 175V174H163ZM173 175V174H172ZM176 175V174H175ZM198 175V174H197ZM204 175H206V174H204ZM238 175H239V173H238ZM242 175H243V173H242ZM254 175V174H253ZM258 175V176H259ZM29 176V175H28ZM72 176H74V175H72ZM78 176V175H77ZM101 176H104V175H101ZM111 176H112V174H111ZM117 176V175H116ZM121 176V175H120ZM126 176V175H125ZM132 176V179L133 178H135V177H133L134 175H131ZM131 176H128V177H131ZM143 176H144V174H143ZM168 176V175H167ZM174 176V175H173ZM248 176V177H247ZM256 176V175H255ZM25 177V176H24ZM41 177H42V175H41ZM90 177V176H89ZM96 177V176H95ZM114 177H115V175L112 177V179H114ZM139 177V178H140ZM146 177V176H145ZM150 177H151V175H150ZM160 177V176H159ZM166 177V176H165ZM176 177H178L177 175H176ZM257 177V176H256ZM46 178V177H45ZM74 178V177H73ZM101 178V177H100ZM109 178H111V177H109ZM116 178H118V177H116ZM146 178H148V177H146ZM162 178V177H161ZM168 178H170V179H172L171 177H168ZM174 178H175V176H174ZM173 178V179H174ZM190 178V177H189ZM194 178V177H193ZM197 178H199L198 176H197ZM29 179V178H28ZM38 179V178H37ZM121 179V178H120ZM124 179V178H123ZM131 179V178H130ZM138 179V178H137ZM141 179V178H140ZM160 179V178H159ZM159 179H157L158 181H159ZM164 179V178H163ZM177 179V178H176ZM175 179V180H176ZM201 179H202V177H201ZM25 180H26V178H25ZM32 180H34L35 181V179H33L32 177H31V182H33ZM43 180V179H42ZM64 180V179H63ZM69 180H71V179H69ZM135 180V179H134ZM150 180V179H149ZM162 180V179H161ZM167 180V179H166ZM165 180V181H166ZM178 180V179H177ZM192 182H193V180L192 179H190ZM195 180H196V178H195ZM1 181V180H0ZM38 181H40V180H38ZM110 181V180H109ZM112 181V180H111ZM144 181V180H143ZM157 181V182H158ZM172 181V180H171ZM174 181V180H173ZM29 182V181H28ZM41 182H43V181H41ZM64 182V181H63ZM67 182V181H66ZM148 182V181H147ZM168 182H169V180H168ZM179 182V181H178ZM184 182V180L181 182V184ZM189 182V181H188ZM197 182H200V181H197ZM27 183V182H26ZM115 183V182H114ZM159 183V182H158ZM163 183V182H162ZM161 183V184H162ZM170 183H172V182H170ZM194 183V182H193ZM20 184H23V183H20ZM29 184H31V183H29ZM34 184H35V182H34ZM70 183H68V185H69ZM152 184V183H151ZM154 184H156V181H154ZM160 184V183H159ZM158 184V185H159ZM161 184H160V186H161ZM166 184V183H165ZM180 184V185H181ZM184 184H185V182H184ZM184 184H183V186H184ZM188 184V183H187ZM189 184H190V182H189ZM202 184V183H201ZM24 185V184H23ZM22 185V186H23ZM26 185H28V184H26ZM25 185V186H26ZM37 185V184H36ZM39 185V184H38ZM37 185V186H38ZM67 185V184H66ZM68 185H67V187H68ZM71 185V184H70ZM167 185H169V184H167ZM172 184H170V186H171ZM175 185V188L179 185V184H174ZM192 187L193 186H195V185H192V183L190 184ZM210 185H217V187H219L220 188V192H219V194H218V196L216 197V200H213V198H214V195H211V191H210ZM0 186H1V184H0ZM20 186V185H19ZM30 186H32V185H30ZM44 186V185H43ZM112 186V185H111ZM160 186H159V189H160ZM163 186V185H162ZM173 186V185H172ZM187 186V185H186ZM28 187V186H27ZM35 187V186H34ZM152 187H155V186H152ZM156 187H157V185H156ZM168 188H169V186H167ZM181 187V186H180ZM179 187V188H180ZM189 187V186H188ZM187 187V188H188ZM201 187V186H200ZM24 188V187H23ZM28 188H31V187H28ZM38 188V187H37ZM46 188V187H45ZM68 188H70V187H68ZM142 189H141V191L143 190V186L141 187ZM145 188V187H144ZM163 188V187H162ZM172 188V187H171ZM170 188V189H171ZM175 188H173V189H175ZM178 188V187H177ZM185 188V187H184ZM190 188V187H189ZM195 188V187H194ZM22 189V188H21ZM34 189V188H33ZM36 189V188H35ZM110 189H114V188H110ZM140 189V187H138V191H140L139 190ZM148 189V188H147ZM155 189V188H154ZM158 189V188H157ZM156 189V190H157ZM166 189V188H165ZM196 189H198V187L196 188ZM201 189H202V187H201ZM245 190V193L243 192V195L244 194H247V192L249 193V195H250V197H249V199L250 200H243V199H241L242 198V195L240 196V192H241V190ZM17 190H19V189H17ZM30 190V189H29ZM39 190H40V188H39ZM43 190V189H42ZM117 190V189H116ZM177 190V189H176ZM180 190V189H179ZM183 190V189H182ZM181 190V191H182ZM187 190H189V189H187ZM15 191V190H14ZM32 191H35V190H32ZM38 191V190H37ZM41 191V190H40ZM111 191V190H110ZM110 191H108V195H109V192ZM112 191H114V190H112ZM132 191H133V189H132ZM137 191V190H136ZM149 191V190H148ZM148 191H146V192H148ZM151 191V190H150ZM149 191V192H150ZM155 191V190H154ZM152 192L153 194L155 193V192ZM169 191V190H168ZM172 191V190H171ZM173 191H175V190H173ZM172 191V192H173ZM181 191H180V194H181ZM184 191V190H183ZM23 192V191H22ZM145 192V191H144ZM157 192V191H156ZM166 192V191H165ZM171 192V193H172ZM192 192V193H191ZM202 192V191H201ZM200 192V193H201ZM18 193V192H17ZM38 193V192H37ZM36 193V194H37ZM70 193H72V192H70ZM75 192L73 191V193L72 194H74ZM112 193V192H111ZM115 193V192H114ZM118 193V192H117ZM119 193H120V191H119ZM131 193H134V192H131ZM135 193H137V192H135ZM140 193V192H139ZM143 193V192H142ZM141 193V194H142ZM152 193H150V194H152ZM159 193H160V191H159ZM170 193V194H171ZM175 193V192H174ZM173 193V194H174ZM178 192L176 191V193L175 194H177ZM191 193V194H190ZM9 194V193H8ZM11 194V193H10ZM76 194V193H75ZM74 194V195H75ZM116 194V193H115ZM147 194V193H146ZM156 194V193H155ZM179 194V193H178ZM177 194V195H178ZM241 194H242V192H241ZM14 195V194H13ZM35 195V194H34ZM137 195H139L138 193H137ZM145 195V194H144ZM143 195V196H144ZM148 195V194H147ZM146 195V196H147ZM160 195V194H159ZM163 195V197H164V194H162ZM161 195V196H162ZM201 195V194H200ZM234 195H237V197H233L234 199L232 200V201H230V197H232V196H234ZM38 196V195H37ZM45 196V195H44ZM121 196H122V194H121ZM130 196V195H129ZM139 196H141V195H139ZM150 196V195H149ZM156 196V195H155ZM169 196V195H168ZM182 196V195H181ZM180 196V197H181ZM182 196V197H183ZM202 196V195H201ZM200 196V197H201ZM255 196V197H254ZM39 197V196H38ZM80 197H82V196H80ZM131 197H132V194H131ZM148 197V196H147ZM181 197V198H182ZM199 197V196H198ZM247 197H248V195H247ZM33 198V197H32ZM40 198V197H39ZM74 198V197H73ZM77 198H79V197H77ZM136 198H138V197H136ZM143 198V197H142ZM142 198H141V200L140 201H142ZM146 198V197H145ZM155 198V197H154ZM157 198H158V194H157ZM180 198V199H181ZM243 198H244V196H243ZM35 199V198H34ZM34 199H33V201H34ZM75 199V198H74ZM111 199V198H110ZM115 199V198H114ZM120 199V198H119ZM125 199H126V196H125ZM131 199V198H130ZM148 199V198H147ZM146 199V200H147ZM150 199V198H149ZM164 199V198H163ZM162 199V200H163ZM176 199V198H175ZM264 199V198H263ZM112 200V199H111ZM159 200H160V197H159ZM158 200V201H159ZM83 201V200H82ZM115 201V200H114ZM220 201V204L221 205H223V206H219L220 204L218 203ZM262 201V200H261ZM43 203H45L44 202V199H43V201H42ZM75 202H77V201H75ZM74 202V203H75ZM85 202H86V200H85ZM84 202V203H85ZM125 202H129V198H128V201L126 200ZM133 202V201H132ZM197 204H196V203ZM42 203V204H43ZM73 203V204H74ZM79 202H77V204H78ZM115 203V202H114ZM144 203V202H143ZM40 204V203H39ZM38 203L36 204L37 206L39 205ZM76 203H75V205H77ZM80 204V203H79ZM122 204V203H121ZM127 204V203H126ZM130 204V203H129ZM132 204V203H131ZM134 204V203H133ZM138 204H140V202L138 203ZM142 204V203H141ZM175 204V205H176ZM200 204V205H199ZM81 205V204H80ZM79 205V206H80ZM86 205H87V202H86ZM114 205V204H113ZM144 205V204H143ZM194 205H196L198 208L196 209V210H198V211H195V209L194 210H192L193 209V207H194ZM41 206V205H40ZM133 206V205H132ZM140 206V205H139ZM145 206H147V205H145ZM261 206H263L264 207V203H263V205H261ZM39 207V206H38ZM84 207V206H83ZM115 207V206H114ZM113 207V208H114ZM122 207H128V209L127 210H129V208L131 207V205L130 206H125V205H123ZM136 207V206H135ZM138 207V206H137ZM143 207V206H142ZM254 207V208H253ZM118 208V207H117ZM140 208V209H139ZM138 209L139 210H141V207H139ZM144 208H146V207H144ZM143 210V209H142ZM255 210H256V212H255ZM130 211H131V209H130ZM258 213H259V215H258ZM258 215V216H257ZM170 218V217H169ZM169 218L167 219V220H169ZM258 219V220H256L255 222H254V220L255 219ZM18 220H20V218L19 217H10V218H8V220H6L4 223H2V224H0V264H49V263H53V260H52V257H50V255L47 253V251L46 250H44V249H40V250H34L33 249V246H32V244H31V241H28V239L26 238V239H22V238H19V237H12V238H8V236H6V235H4V233H2L4 230H3V228L1 227L2 225H4V224H12V223H14V222H16V221H18ZM178 220V219H177ZM176 220V221H177ZM152 221V222H151ZM175 221V220H174ZM175 221V222H176ZM178 223H179V221H178ZM148 226H144V225H141V226H138V231L139 232H142V231H144L146 228H147ZM262 229V230H261ZM5 232V231H4ZM46 232H42V234H45ZM167 235V236H166ZM177 237V238H176ZM171 238V237H170ZM257 244H256V247L254 248V251L255 252H261L262 250H264V236H259L258 238H256V240H254ZM124 242V241H123ZM181 245H183V246H185V247H187V250L186 251H181L180 249H179V247L181 246ZM130 246V242H124V244L122 243L121 245H119L118 246V250L119 249H121L123 252H122V254H118V257L120 258V260H123V259H126L125 261H127V253H126V249H128V247ZM182 247V246H181ZM226 247V246H225ZM146 249L153 255V254H156L157 255V259H159V261L156 263V264H169V261H166L165 260V258H164V256L162 255V252L161 251H155L154 249H153V247L151 246V245H148V246H146ZM183 249V248H182ZM233 256H237L235 253L233 254ZM204 257V256H203ZM212 258V259H211ZM32 259V261H30ZM196 259V258H195ZM194 259V260H195ZM54 260H56V258L54 259ZM191 260V259H190ZM189 260V262H191ZM199 261V260H198ZM56 262V261H55ZM189 262L187 263V264H189ZM194 262V261H193ZM200 262V261H199ZM82 263H84V262H82V261H80V262H76V263H74V264H82ZM192 263V262H191ZM237 263H239L238 261H235L234 262V264H237ZM192 264H194V263H192Z\"/></svg>",
    "mask_w": 264,
    "mask_h": 264
},
{
    "label": "rangeland",
    "instance_id": "3",
    "mask_svg": "<svg viewBox=\"0 0 264 264\" xmlns=\"http://www.w3.org/2000/svg\"><path fill=\"white\" fill-rule=\"evenodd\" d=\"M160 0H153V2H152V0H151V3H154V4H156V5H159V3H161V2H159ZM202 0H199V1H197V4H195V6H197V7H199V6H202L203 5V1H202V3H200ZM246 3L247 2H249V3H251V5L254 3L253 1H255V3H254V6H251L249 9L248 8H246L247 6L245 5V7H243V6H241L242 4H240V3H234L235 5H237V6H235V5H233V4H228L229 6L228 7H226L225 8V18L227 19V17L229 18V20H230V16H232V17H236V15L239 13V15H237V17L238 18H244V19H241L240 21V23H237V25H235L236 27L234 28V31H233V33L237 36H234V34L231 36V39H230V49H233V51L235 50V49H237V47L238 48H241L242 49V51L244 52L243 53V55H244V57L247 55V54H249L250 52H252V51H259V48L258 47H261V45H262V42L264 41V37L263 36H260L261 34L262 35H264V21H261V19L263 18L262 16H264V12H262L261 14L262 15H260V20H259V22H260V24H261V29L262 30H260V29H258V26H256V23H259V22H257L256 21V19H254V18H252V16L254 17V14H253V12H256V10L258 11L259 9H263L264 10V6H262V5H264L263 4V2H264V0H244ZM262 1V2H261ZM159 2V3H158ZM199 3V4H198ZM258 3V4H257ZM256 4V5H255ZM262 6H260V5ZM258 5V6H257ZM243 7V8H246V9H244V10H242L241 9V7ZM255 6H256V8H255ZM260 6V7H259ZM157 7V6H156ZM159 7H161V4L158 6V8ZM257 7H258V9H257ZM71 10H70V9ZM228 8H230V9H228ZM234 8H236L235 10H237V11H235L234 10ZM70 11H69V10ZM248 10H250V11H248ZM254 10V11H253ZM67 11H69V12H67ZM71 11H72V8L71 7H67L66 8V10H64V11H62L61 13V16H66V15H68V14H70L71 13ZM115 11V10H114ZM246 11V13H244V12ZM73 12V11H72ZM178 11H176V13L174 12V11H172L171 12V15L169 16H166V17H164L163 19H162V26H164V27H166V25L168 24V22L170 23V22H172L173 24L175 23V26H177V25H180L181 27H183V28H185V29H183L184 31V33L185 34H187V32L189 31V30H186L188 27H186L184 24V22H185V19H182V18H184V16H183V14L180 12V17H179V12L177 13ZM238 12V13H237ZM248 12V13H247ZM249 12H251L250 14H249ZM64 13V14H63ZM174 13V14H173ZM231 13V14H230ZM242 13H244V14H242ZM84 14H86V13H83V14H81V15H84ZM94 14V13H93ZM242 14V16H240ZM245 14H246V16H245ZM118 15V16H117ZM117 15H116V17H115V19H119V20H117L116 22H115V20L113 21V28H114V31H118V29L120 30L121 29V26L122 25H124L122 22H124L123 20H125L123 17H124V15H121V13H117ZM174 15V16H173ZM176 15V16H175ZM228 15V16H227ZM235 15V16H234ZM244 15V16H243ZM248 15L250 16V17H248ZM123 16V17H122ZM227 16V17H226ZM247 17V18H246ZM123 19V20H120V19ZM177 18V19H176ZM249 18V19H248ZM175 19H176V21H175ZM221 17L219 18V17H215V20H214V18H212V20L210 21V27L211 26H213V27H211V30H213V32L215 31V32H217L218 31V33H219V35H221V36H225L226 34L225 33H228V31L230 30L229 28H228V25L230 26L231 25V23L234 21V20H232V21H229V20H223L222 19V21H221ZM161 20V19H160ZM173 20H174V22H173ZM184 20V21H183ZM217 20V21H216ZM220 20V21H219ZM242 20H244V21H242ZM247 20V21H246ZM253 20V21H252ZM262 20H264V19H262ZM119 21V22H118ZM126 21V20H125ZM182 21V22H181ZM215 21V22H214ZM228 23H227V22ZM237 21H239V19H237ZM126 22H128V21H126ZM165 22V23H164ZM217 22H219V23H217ZM243 22V23H242ZM251 22V23H250ZM262 22V23H261ZM115 23H116V28H115ZM120 23V24H119ZM179 23V24H178ZM215 23V24H214ZM221 23V24H220ZM121 25L120 27H119V25ZM182 24V25H181ZM217 24V25H216ZM238 24H240V25H238ZM241 24H243V25H245V26H241ZM92 25H94V23H93V21H91L90 23H89V25H88V27L87 28H91V27H96V26H92ZM118 25V26H117ZM214 25H216L217 26V28H215L216 26H214ZM248 26V28L250 29V31L252 32H250L249 31V29L247 28V26ZM240 26V27H239ZM219 27V28H218ZM244 29H243V28ZM255 27V28H254ZM257 27V28H256ZM112 28V29H113ZM129 29H131V30H133V28H134V26H132V27H128ZM126 29V31H124V34L122 33V36H123V38H127L130 34H129V29ZM214 28V29H213ZM225 28V29H224ZM247 29V31H246V29ZM251 28H252V30H251ZM116 29V30H115ZM216 29V30H215ZM227 29V30H226ZM129 30V31H128ZM226 30V31H225ZM254 30V31H253ZM100 31V30H99ZM104 31V32H103ZM245 31V33H243ZM257 31V32H256ZM263 31V32H262ZM106 32H107V34H106ZM125 32H127L126 34H125ZM249 32V33H248ZM260 34H259V33ZM262 32V33H261ZM102 33H103V35H108V31H105V30H102ZM112 33V32H111ZM251 33V34H250ZM256 33H258L259 34V36H257L256 35ZM109 34H110V32H109ZM128 34V35H127ZM240 34V35H239ZM243 34H244V36H243ZM247 34H249V35H247ZM73 35V34H72ZM111 35V34H110ZM125 35H127V36H125ZM242 35V36H241ZM250 35H252V36H250ZM256 35V36H255ZM234 36V37H233ZM247 36L249 37V38H247ZM254 36V37H253ZM244 37V38H243ZM247 39H246V38ZM252 37V38H251ZM41 38V37H40ZM241 38V39H240ZM260 38V39H259ZM66 39H68V40H66ZM74 39H76L75 38V36H72L70 39L69 38H65V40H66V42L64 41V39H59L58 41H56V44L58 45V43H59V45L58 46H61V44H62V48H63V50H66V52H67V56L69 57V55H70V57H69V59H68V61L69 60H71L70 58H72V60L71 61H67V63H66V65H67V67H69L68 65H70V67L69 68H67V67H65L64 68V70L62 71V73L60 74L61 76H62V79H61V77H60V75H57V76H59V78H57V76L55 75V76H52V78L50 77V79L51 80H54L55 79V77H56V79H57V84H59V87H62V86H64V87H62V88H64V89H62V90H65L64 92H63V94H62V97H63V99L64 100H66V102L64 101V100H62V104H60V106L61 107H64V108H61V107H59V105H57L58 106V108L59 109H61V111H59L57 114H59V113H61V114H59V116L60 117H63V118H65V119H63V120H65V121H67L69 124H70V121L71 120H73V122L70 124L71 125V128H75L76 126H80L82 123H84V121L86 120V119H89L90 121H91V123H93L94 122V120H95V122L97 121V119H99L100 121H97V123L99 122H102L103 120L102 119H104V121L102 122V123H100L96 128H95V130L93 131V132H89V133H87V137L86 136H84L80 141H78V142H82V140H83V144L81 143V148H82V146L84 147V148H82V149H84L85 150V148H86V150H88L90 153H89V155H90V157L92 158V160L91 161H94V162H96V161H98V162H100L101 163V165L103 164L102 162H101V160L102 161H104V155H102V153L103 152H106L107 150V147L111 150H113V151H115L116 150V148L117 147H119V146H121V140L118 138H116V137H114L113 138V140H111L112 139V137L110 138H108V140H105L106 138H105V135L106 134H108V129L110 128L109 127V125H111V123L113 122V121H110V122H107L106 123V114H105V110H103V107H104V109H110V107H115V105L116 104H118L117 106H121L122 105V108L124 107V110L125 109H127L126 110V112L125 111H123V109H122V113H123V115H127L128 114V108H130V106H132L131 105V102H132V97L131 96H133V95H131V96H129L128 94H127V91H125V93L123 92L122 93V97H121V94L120 93H118V92H120V90L118 91V92H116L111 98L113 99H106L104 102L102 101L103 100V96L104 95H102V93L104 92V91H106V89H108L109 87H111L112 86V84L114 85L115 84V82H117V80L115 79V78H117V74L114 72V70H113V72L111 71V69H109V71H108V68H109V65L110 64H112V66H114V67H116L117 65H118V67H116L117 69L119 68V69H121L124 73H125V75L128 73H131L132 71H136V70H138L143 64H142V62L144 63L145 62V60H143V59H145V57L144 56H146V54H145V52H142V51H137L138 50V48L140 49V45L142 44H140V43H138L139 45H135V46H133L132 48H134V49H136V51L134 50V51H132V48L130 49V56H131V58H132V56L134 57V58H132L133 59V61H131V62H129V63H126V61L124 62V63H120V62H123L122 60L121 61H118V60H120V58L118 59V56L116 55H109V56H104L102 53H97V52H95L94 53V51H93V47H92V50L90 51L91 53H92V55H90V57L86 60V65H85V63L83 64L82 63V60H80V50L79 49H77V48H75V50H73L74 49V47H77L75 44H73V41H74ZM139 39H141V38H138V40L137 41H139ZM185 40H183V42H182V44H186V42L188 43L189 42V40H190V43H193V45H196L195 44V42H199L200 41V39H195V38H193V37H190V39H187V38H184ZM193 39V40H192ZM238 39H239V42H238ZM243 39H245V42H244V40ZM249 39H251L252 40V45H251V40H249ZM254 39V40H253ZM255 39H257L256 41H255ZM259 39V40H258ZM187 40V41H186ZM195 40H197V41H195ZM249 40V42H247ZM263 40V41H262ZM68 41H70V42H68ZM71 41H72V43H71ZM143 41V40H142ZM235 41V42H234ZM256 43H254V42ZM261 41V42H260ZM40 42H42V44H44V45H42V47L39 49V52L40 53H43L44 51H45V49H44V46H46V44H48L47 43V40L46 39H42L41 38V41ZM44 42V43H43ZM63 42H65L66 43V45H65V47H64V44H63ZM135 42V41H134ZM231 42H233V43H231ZM61 43V44H60ZM236 43V44H235ZM239 43H241V45L239 44ZM246 43V44H245ZM243 44H245V45H243ZM249 44H250V46L251 47H248L249 46ZM261 44V45H260ZM69 45H72V47L71 46H69ZM235 45H236V47H235ZM242 46V47H239V46ZM257 45V46H256ZM68 46V47H67ZM74 46V47H73ZM137 46H138V48H137ZM247 46V47H246ZM69 49H67V48ZM155 47H159V46H155ZM155 47L152 49V48H148V53L149 54H153L154 52H155ZM245 47H246V49H245ZM253 47H256V48H253ZM252 48V49H251ZM44 51H43V50ZM229 48H228V51L230 50ZM250 49V50H249ZM74 52H73V51ZM77 50H78V52H77ZM151 50V51H150ZM70 51V52H69ZM84 51H86V50H84ZM93 51V52H92ZM227 51V52H228ZM72 52V53H71ZM76 52V53H75ZM135 52H137V54H135ZM142 52V53H141ZM151 52V53H150ZM249 52V53H248ZM78 53V54H77ZM136 55H134V54ZM72 54V55H71ZM133 54V55H132ZM77 55V58L76 57H74V56H76ZM97 55H99V56H97ZM138 55V56H137ZM141 55V56H140ZM144 55V56H143ZM114 56L116 57V60H114ZM140 56V59L138 58ZM100 57V58H99ZM105 57L107 58V59H105ZM109 57H110V59H109ZM136 57V58H135ZM95 58V59H94ZM99 58V59H98ZM137 58H138V60H137ZM231 58H233V55H232V57L230 56L229 57V60L231 59ZM76 59V60H75ZM89 59H90V61H89ZM94 59V60H93ZM98 60V62H99V64L97 63V60ZM109 59V60H108ZM124 59V58H123ZM142 59V60H141ZM227 59H228V57H227ZM240 59V60H239ZM79 60V61H78ZM92 60V61H91ZM103 60V62H101ZM113 60H114V62L116 63H114L113 62ZM137 60V62L139 63H137V62H134V61H136ZM238 60L240 61H237V63H239L238 65L240 66L241 64H242V61H243V59H242V57H240V58H238ZM242 60V61H241ZM254 60H256V61H260V59H256V57H254ZM0 61H1V59H0ZM95 61H96V63H95ZM106 61V62H105ZM111 62V63H107V62ZM117 61H118V63H117ZM255 61V62H256ZM72 62V63H71ZM74 62L77 64H75L74 65ZM83 64V65H85L84 67H86L87 68V70H86V72H85V69H82V68H84L83 67V65H81V63ZM169 62H171V61H168V63L166 62V66H168L169 65ZM211 64H210V63ZM213 62V63H212ZM90 65H89V64ZM131 63V64H130ZM136 63V64H135ZM72 64V65H71ZM78 64H80L81 66H79ZM87 64L91 67V69L93 68V66L97 69V71H96V69L94 68V69H90V67H88L87 66ZM97 64V66H95ZM105 64V65H104ZM120 64H121V66H122V68H123V65H124V68L122 69L121 68V66H120ZM123 64V65H122ZM126 64V65H125ZM165 64V63H164ZM208 64V65H207ZM219 64V65H218ZM74 65V66H73ZM98 65H99V67H98ZM102 65V66H101ZM116 65V66H115ZM130 67H129V66ZM135 65H138L137 66V68H135L134 66ZM206 65L209 67V70L211 69L212 71H214V72H217L216 70L218 69V71H219V69H220V67H222L223 65H225V66H223L222 68H221V73H222V81H223V83L224 82H226L227 81V78H228V74H229V70L231 69L230 67H228V66H230V62L228 61V62H224V63H218V61L217 62H215V61H212V60H209L208 62L206 61L205 62V64L203 65V67H202V69H201V71H199L198 72V74L197 75H193V77L190 79V82H189V86H188V93L190 94V95H193V93H197V94H199V93H201L202 91H203V87H204V84L201 82L202 81V78L200 77H198V75L200 76V74H201V72L204 70V68H207L206 67ZM213 65V66H212ZM221 65V66H220ZM228 65V66H227ZM250 65V64H249ZM76 66H77V68H76ZM78 66H79V68H78ZM101 66V67H100ZM133 66V68H134V70H133V68H131ZM140 66V67H139ZM218 67V68H216V67ZM75 69H74V68ZM104 67H106V68H104ZM225 67V68H224ZM230 68V69H227V68ZM241 67V68H240ZM239 67V71L236 73V78H238V79H244V81L245 82H250L252 79L251 78H253V77H251L250 75H248V73H247V71L243 68V65L242 66H240ZM89 68V69H88ZM101 68H103V69H101ZM215 68V69H214ZM243 68V69H242ZM70 69V70H69ZM72 69V70H71ZM74 69V70H73ZM78 69V70H77ZM80 69H82V70H80ZM107 69V70H106ZM214 69V70H213ZM223 69V70H222ZM224 69H226V70H224ZM241 69V70H240ZM99 70V71H98ZM103 70V71H102ZM125 70V71H124ZM244 70V72L242 73V71ZM67 71V73H66V75L63 77V73L64 72H66ZM73 71V72H72ZM78 71H79V73H78ZM80 71H84L85 73H83V72H80ZM96 73V74H93L94 72ZM108 71V72H107ZM110 71L112 72V74L110 73ZM228 71V72H227ZM70 72V73H69ZM73 73V75H72V73ZM77 72V73H76ZM90 72V73H89ZM91 72H93V73H91ZM102 72V73H101ZM80 73H83V74H80ZM89 73V74H88ZM99 73V74H98ZM106 73H107V75H106ZM228 73V74H227ZM238 73H239V75H238ZM67 74H68V77H67ZM69 74L71 75V77L69 76ZM77 75V78H75V76ZM86 76H85V75ZM102 75V77H101V75ZM105 74V75H104ZM127 74V75H128ZM227 74V75H226ZM84 76V78L82 77L81 78V76ZM94 75L97 77V75H98V77H99V79H98V77L97 78H93L94 77ZM100 75V76H99ZM111 75H113V76H111ZM243 75V76H242ZM246 75V76H245ZM92 78H91V77ZM109 77V79H111V80H113V81H110V80H108L107 78ZM196 76L198 77V78H196ZM238 76V77H237ZM247 76H249V79H248V77ZM54 77V78H53ZM77 79L76 81H75V79ZM85 77H87V78H85ZM107 77V78H106ZM194 77L196 78L195 79V81H194ZM245 77V78H244ZM65 78V79H64ZM67 78H70V79H67ZM80 78V79H79ZM105 78V80H107V83H106V81L104 80V82L102 81L103 79ZM50 79H48L49 81H50ZM59 79H61V80H59ZM64 79V80H63ZM82 79H83V81H82ZM87 79V80H86ZM89 79H90V81H89ZM101 79V80H100ZM201 79V80H200ZM247 79V80H246ZM67 80V81H66ZM75 82H74V81ZM91 80H96V81H94V82H97V83H93V81H91ZM99 80V81H98ZM249 80V81H248ZM61 81V82H60ZM62 81H65V82H63L62 83ZM71 81V82H70ZM80 81V82H79ZM84 81H86V82H84ZM110 81V82H109ZM115 81V82H114ZM192 81V82H191ZM198 81V82H197ZM68 82V83H67ZM73 82V83H72ZM84 82V83H83ZM90 82V83H89ZM98 82L102 85H100V87H99V84H98ZM112 82V83H111ZM49 83H52V82H49ZM72 84V87H70V85ZM76 84V86H75V84ZM78 83V84H77ZM82 83H83V85H82ZM90 84V86H89V84ZM193 83V84H192ZM53 84V83H52ZM67 84H69V85H67ZM80 84L82 85V86H80ZM86 84V85H85ZM94 84V85H93ZM107 85V87H105L104 89H103V86L104 85ZM109 84H110V86H109ZM194 84H196L195 86H194ZM199 84V85H198ZM202 84V85H201ZM258 85H260L259 87H258V85H255L254 86V89H255V91H257V96H256V98L254 99V102H253V104H252V106L248 109V113L251 115V114H255V111H256V109L258 108V105H260V102H262V100L264 99V88H262V87H264V78H263V81H259V83H257ZM60 85H62V86H60ZM197 85H198V87H197ZM239 85V84H238ZM263 85V86H262ZM67 86V87H66ZM86 86V87H85ZM95 86V89L93 88V87ZM195 88H194V87ZM199 86H201V87H199ZM262 86V87H261ZM65 87H66V89H65ZM76 87V89L74 90V88ZM81 87H82V89H83V91L81 90ZM99 87V88H98ZM102 87V88H101ZM189 87H191V88H189ZM197 87V88H196ZM258 87V88H257ZM67 88H68V90H67ZM69 88H71V90L69 89ZM79 88V89H78ZM85 88H87V89H85ZM93 88V89H92ZM98 90H97V89ZM201 90H200V89ZM232 88V89H231ZM234 88V89H233ZM73 89V90H72ZM101 89V90H100ZM190 89V90H189ZM197 89V90H196ZM229 89L231 90V92H230V95L229 94H226V96H224L225 98H227V103H229L231 100H233V98H234V100L233 101H231L229 104L232 106H230L229 104V106H230V108H231V111L232 110H234L235 108H237L238 107V105L239 104H242V102H243V99L244 98H242V97H244L243 96V92H240L241 91V89H238V87L237 86H233V87H229ZM228 89V91H230ZM260 89H262V92H261V90ZM69 90L71 91V93L69 92ZM91 90H93V92L91 91ZM97 90V91H96ZM129 90V89H128ZM193 90H195L194 92H193ZM234 90V91H233ZM240 90V91H239ZM260 90V91H259ZM67 91V92H66ZM90 91V92H89ZM96 91V92H95ZM101 91V92H100ZM200 91V92H199ZM238 92L237 94H239L238 96H237V94H236V92ZM248 91V90H247ZM69 92V93H68ZM77 93V94H75V93ZM82 92V93H81ZM87 92H89V94L87 93ZM91 92H92V94H91ZM100 92V93H99ZM193 92V93H192ZM199 92V93H198ZM67 93V94H66ZM84 93H87V94H85V96H84ZM93 93H95V94H93ZM97 93V94H96ZM184 92H180V93H178L176 96V99H177V101L178 102H180V100H183V99H185V98H187V93H185V94H183ZM234 93V96L232 95ZM69 94V95H68ZM81 94V95H80ZM82 94H83V96H82ZM91 94V95H90ZM100 94H101V96H100ZM104 94V93H103ZM120 94V96H117V95H119ZM126 96H125V95ZM181 94V96H178V95H180ZM197 94L195 95V97L194 98H196L197 97ZM242 94V95H241ZM20 95V94H19ZM18 95V96H19ZM66 95V96H65ZM68 95V96H67ZM71 95V96H70ZM76 95H77V97H76ZM80 95V96H79ZM94 95V96H93ZM193 95V96H194ZM241 95V96H240ZM260 95V96H259ZM69 96H70V98H69ZM73 96V97H72ZM79 96V97H78ZM86 96H88V97H86ZM92 96H93V98H92ZM184 96H186V97H184ZM263 96V97H262ZM61 97V98H62ZM66 97V98H65ZM69 98V100H68V98ZM74 99H72V98ZM76 98V101H75V98ZM94 97H96L95 99H94ZM98 97H99V99H98ZM118 97H120L119 99H118ZM123 97H124V99H123ZM131 97V98H130ZM184 97V98H183ZM213 96H211L210 97V100H215L214 99V97L212 98ZM228 97H230V99L231 100H229V98ZM242 99H241V98ZM82 98V99H81ZM84 98V99H83ZM102 98V99H101ZM128 98H129V100H128ZM178 98H180L179 100H178ZM182 98V99H181ZM212 98V99H211ZM81 100V101H79V100ZM89 99V100H88ZM114 99H118V102L116 103L115 102V100ZM125 99H127L126 101H124ZM221 99H224V98H221ZM258 99V100H257ZM261 99V100H260ZM86 100H88L87 102H86ZM96 100V101H95ZM101 100V102H103V103H101V102H99ZM110 101V104H109V101ZM112 100V101H111ZM131 100V101H130ZM256 100V101H255ZM64 101V102H63ZM70 101H72V102H70ZM84 101V102H83ZM113 101H114V103H113ZM123 101V102H122ZM130 101V102H129ZM78 102V103H77ZM81 102V103H80ZM97 102V103H96ZM108 102V103H107ZM127 102L129 103V105L127 104ZM211 102V101H210ZM234 103V105H233V103ZM256 102H258V104H256ZM70 103V104H69ZM73 103V104H72ZM99 103H101V104H99ZM111 103H113V104H111ZM116 103V104H115ZM120 103V104H119ZM124 103H125V105H124ZM238 103V104H237ZM63 104H66L65 106L63 105ZM67 104H69L68 106H67ZM71 104L72 105H74V106H71ZM83 104H86V105H83ZM88 104V105H87ZM105 104V105H104ZM82 105H83V107H82ZM107 105H108V107H107ZM110 105V106H109ZM128 105V106H127ZM219 105V104H218ZM237 105V106H236ZM253 105H255V106H253ZM56 106V107H57ZM76 106V107H75ZM78 106V107H77ZM80 106V107H79ZM86 106V107H85ZM90 106V107H89ZM98 106H100V107H98ZM67 107V109H65ZM69 107L71 108V107H73V108H76V109H73V108H71V109H69ZM88 107V108H87ZM107 107V108H106ZM125 107H128V108H125ZM254 107V110L255 111H253L252 110V108ZM257 107V108H256ZM79 108V109H78ZM82 110H81V109ZM85 108H86V110H85ZM95 108V109H94ZM99 108L100 109H102V110H99ZM218 109H216V113H217V118H216V120L220 123L221 121H222V123H218V128H219V131L218 132H222V134L221 135H219V133H211V134H209V135H207V133H206V135L205 136H198L197 137V139L196 138H194L191 142H195V141H199L198 143H200V145L202 146V143H203V147H204V149H205V151H204V153L205 154H207L206 152H208L209 150H213V149H217V150H223V151H226L225 152V155H223V159H225L226 158V156H228V155H230L232 152H233V149H234V151H235V149L237 150V152H238V154H240L241 152H242V156H244V158H243V160L241 161L240 160V162H239V164H238V162H234V166L233 167H235L234 169H235V173H239V175L241 176V177H243L244 175H245V173L247 174V173H249L250 174V176H252V178H254L255 180L257 179V180H260L261 179V175H264V158H262L261 156H260V153H261V150L259 151V148L257 147L256 148V150H254V151H252L251 150V152H250V143H251V141H254V138L253 137H255V135H251V137H247L246 136V133L245 132H247V128H250V126H251V124H252V119H253V117L252 116H250V115H248L247 114V120H246V122H244V124L242 125V134H243V136H242V134H241V136H240V138H239V140L237 139V140H235V141H233L232 143H233V145L229 142V132H230V128H231V123L233 122V119L234 118H232V115L234 114H229V116L227 117V118H225L224 116V118H222L220 115H222L223 114V109H220L221 107H217ZM65 109V110H64ZM96 109H97V112H96ZM52 110V109H51ZM51 110H49V111H51ZM62 110H64V111H62ZM75 110V111H74ZM76 110H78V112L76 113ZM81 110V111H80ZM221 110V111H220ZM49 111H47L44 115H46ZM67 111V112H66ZM69 111H71V113L73 114V116H72V114L69 112ZM74 111V112H73ZM250 111V112H249ZM252 111V112H251ZM69 112V113H68ZM82 112V113H81ZM83 112H84V114H83ZM85 112H87V114L85 113ZM102 112V113H101ZM79 113V114H78ZM94 113L96 114V115H94ZM100 113V114H99ZM222 113V114H221ZM56 114V115H57ZM64 116H63V115ZM66 114V115H65ZM68 114H70V115H68ZM82 114V115H81ZM86 114V115H85ZM93 114V115H92ZM99 114V115H98ZM102 114H105L104 116L102 115ZM258 114V113H257ZM77 117H76V116ZM84 115V117H82ZM98 115V116H97ZM218 115L220 116V117H218ZM235 115V114H234ZM234 115H233V117H234ZM86 116V117H85ZM93 116H97V117H93ZM101 116V117H100ZM117 116V115H116ZM116 116H113L114 117V119L116 120L117 119V117ZM250 118H249V117ZM70 117H72V118H74V119H72V118H70ZM75 117H76V119H75ZM93 117V118H92ZM104 117V118H103ZM139 117V116H138ZM230 117H231V120H230ZM67 118H68V120H67ZM78 118V119H77ZM79 118H81V120H82V118H83V120L82 121H80V119ZM95 118V119H94ZM100 118H102V119H100ZM252 118V119H251ZM5 119V118H4ZM212 119H214V118H212ZM222 119V120H221ZM227 120V121H225V120ZM75 120V121H74ZM93 120V121H92ZM111 120H113V119H111ZM137 120H138V122H139V118H137ZM225 122H224V121ZM79 121V123H77V122ZM212 121V120H211ZM230 122V123H229ZM75 123H77V124H79V125H76ZM81 123V124H80ZM104 123V124H103ZM228 123V124H227ZM246 123V124H245ZM95 124V123H94ZM102 124V125H101ZM122 123H120L119 125H118V128L120 127V125H121ZM230 124V125H229ZM14 125H17V123L16 124H14ZM104 125V126H103ZM224 125H225V128H223L224 127ZM227 125V126H226ZM246 125V126H245ZM106 126V127H105ZM108 126V127H107ZM222 126V127H221ZM19 126H17V128H18ZM100 127L102 128V130L100 129ZM105 127V128H104ZM227 127V128H226ZM244 127L246 128V129H244ZM59 128H60V130H59ZM59 128H57L56 129V132H59V131H62L63 129H64V127L62 126V127H59ZM108 128V129H107ZM224 130H223V129ZM66 129V128H65ZM98 129V130H97ZM105 130V132H104V130ZM221 129V130H220ZM59 130V131H58ZM101 130V131H100ZM110 130V129H109ZM225 130H226V132H225ZM243 130H244V132H243ZM249 130V129H248ZM107 131V132H106ZM224 132V133H223ZM228 132V133H227ZM93 133H97L96 135H98V136H96L95 134H93ZM99 133H100V135H99ZM226 133L228 134V136L226 135ZM93 134L94 135V137H93V135L91 136V135ZM103 134H104V136H103ZM214 134V135H213ZM245 134V135H244ZM29 135H32V133H29ZM89 135V136H88ZM210 135H212L211 137H209ZM223 135H224V137H223ZM103 136V137H102ZM208 136V137H207ZM217 136V138L216 139H214L215 137ZM222 136V137H221ZM90 137V138H89ZM98 139H97V138ZM99 137H101V138H99ZM228 138V139H226V138ZM242 137V138H241ZM245 137V138H244ZM88 138V139H87ZM213 138V139H212ZM219 138H220V140H219ZM222 138V139H221ZM86 139V140H85ZM90 139V140H89ZM94 139V140H93ZM99 139L100 140H102V141H99ZM104 139V140H103ZM115 139V140H114ZM117 139V140H116ZM208 139H210V140H208ZM226 139V140H225ZM243 139V140H242ZM246 139H248L247 141H246ZM252 139V140H251ZM97 140V141H96ZM204 140V141H203ZM222 140H224L223 142H222ZM86 141V142H85ZM91 141V142H90ZM104 141V142H103ZM107 141V142H106ZM109 141V142H108ZM111 141L114 143H111ZM213 141V142H212ZM214 141H218L217 143L216 142H214ZM241 141H242V143H241ZM249 141V142H248ZM84 142H85V144H84ZM94 142V143H93ZM102 142V143H101ZM116 142V143H115ZM197 142L196 143H194V144H192L191 143V145L194 147V146H197L196 144H197ZM202 142V143H201ZM206 142V143H205ZM211 142V143H210ZM222 144H220V143ZM28 143H30V142H27V143H23V142H19V143H17L15 146H16V149H17V153H19L21 150H23L24 148H27L28 146L30 147H32L33 145H29ZM77 143V142H76ZM99 143H101V145H102V147L104 148V150H103V148H101V147H99L98 148V150L96 149L95 151H97V153L96 154H93V152H92V154H91V148L93 149V147H94V145L96 144H99ZM205 143V144H204ZM210 143V144H209ZM214 143H216V144H214ZM239 143H240V145H239ZM245 143H247V144H245ZM26 144V145H25ZM79 144V145H78ZM78 144H74V148L71 150V152H69V154L70 153H72V152H75L76 150H74V149H76V146L78 145V146H80V143H78ZM109 144V145H108ZM111 144V145H110ZM112 144L114 145V146H112ZM117 144V145H116ZM226 144V145H225ZM231 144V145H230ZM247 145L248 146V148L245 146V145ZM24 145V146H23ZM88 145V146H87ZM104 145L105 146H107L106 148L104 147ZM205 145H207V146H205ZM215 145V146H214ZM217 145V146H216ZM225 145V147H224V149H223V146ZM229 145V146H228ZM86 146V147H85ZM191 146V147H192ZM209 146H211V147H209ZM215 148H214V147ZM218 146H220V147H218ZM227 146V147H226ZM238 146H240V147H238ZM116 147V148H115ZM208 147V148H207ZM222 147V148H221ZM230 147H231V149H232V152H231V149H230ZM233 147H235V148H233ZM238 147V148H237ZM243 147V148H242ZM244 147H246V149H244ZM94 148H96V147H94ZM212 148V149H211ZM239 148H240V150H239ZM90 149V150H89ZM209 149V150H208ZM230 149V150H229ZM243 149H244V151H245V153H243L244 151H243ZM240 151V153H239V151ZM99 151V152H98ZM229 152V153H228ZM236 152V151H235ZM235 152H233V153H235ZM248 152H250V153H248ZM252 153V154H251ZM244 154H247V155H244ZM249 154H251V155H249ZM258 154L259 155V157H258V155L256 156V155ZM53 154H50L49 156H48V160H49V162H50V164L52 165H54L55 164V166L57 165V163H56V160H57V156L56 155H53ZM241 155V154H240ZM249 155V156H248ZM253 155V156H252ZM74 156V153H73V155H72V157ZM252 156V157H251ZM50 157V158H49ZM54 157V158H53ZM102 157V158H101ZM247 157H248V159H247ZM250 157V158H249ZM254 157V158H253ZM256 157H258V158H256ZM261 157V158H260ZM99 158V159H98ZM101 158V159H100ZM251 158H252V160H251ZM257 160H256V159ZM55 161H54V160ZM250 161V164L248 165V162L246 163V161ZM53 161V162H52ZM212 161H217V160H212ZM254 161V162H253ZM258 161H259V163H260V161H261V163H260V166H259V163H258ZM52 162V163H51ZM130 162H133V161H130ZM187 162V161H186ZM185 162V163H186ZM241 162H244V167L245 168H247V169H245L242 165V163ZM257 162V163H256ZM188 163V162H187ZM186 163V164H187ZM255 163H256V166H258V167H256L255 166ZM132 163H130V165L128 166L129 168L127 169L123 164V166L122 165H120L118 168H117V172H116V174H113L112 176H111V173L109 172V168H108V166H106V169H105V167L104 166H101L100 168H99V171L98 172H96V171H93L92 173H91V175H89L91 178H94V179H100V177H101V175H104V177H111L110 178V182L112 183V186H110L107 190L108 191H110L109 192V195L110 194H113V196L112 197H107V200H109V201H111V199H113V200H115V203H112V206L114 207V209L115 208H119V207H122L123 205H125V206H130L131 205V207L130 208H133V207H135L136 206V208L138 209L139 207H141V210L143 209V211H146L147 209V211H149L150 209L147 207V206H145L146 204L145 203H143V202H145L146 201V199L148 198H157V194H158V199H159V197H160V201H163V200H165V198H166V201L170 198V196L171 197H173V196H176V197H174V201H176V203H178V202H180V201H182L183 199L185 200V199H187L188 197H184L185 195H187V193L188 192H190V191H194V192H197V201H200V204L202 205V200H204V188H205V186H206V184H207V182H208V178L210 177V175L212 174V173H215V169H213L214 167H212V168H210L209 170L207 169V171L206 172H208V173H204V171L201 169V170H198V172L197 171H195L194 172V174H193V177H192V172L190 173L191 175L189 176L190 178L189 179H192L193 180V182L191 181V180H189V182H190V184L192 183V185H195V186H191L190 184H189V182H188V184H184V182L181 184V187L179 188H175V185L173 184V182H181V177H179L178 176V174L176 173L177 171H175L174 169H170V168H167L166 170H164L165 169V167H163V172L160 174V175H153L152 173H150V171H147L146 172V174L145 173H141L142 175H141V180H144V182L146 183L145 184V186H143V190L141 191V187H140V191H138V188H137V191H134V189H133V191L131 190V191H127V192H123V191H121L120 189H118V187H115V184H114V182L115 181H117V180H125V179H132V176L131 175H134L133 177H135V178H133V179H135V180H138V179H140L139 177H136V175H135V167L134 166H132L131 165ZM166 164V163H165ZM241 165V167L239 168V166ZM255 166L256 168H257V170H255V172H250V169H251V167L252 166ZM261 165H263V167L261 166ZM132 166V167H131ZM138 166V165H137ZM59 166L57 165L56 166V169L58 168ZM103 167H104V170H103ZM123 167V168H122ZM188 167H191V165L188 163L187 164V169H188ZM237 167V168H236ZM37 171H38V173L40 174L38 177H32L33 179H35V181L34 180H32L33 182H31V176L28 174V170H26V171H24L23 172V174H22V183L24 184H20V186H22V187H20V188H22V189H20L19 188V190H15V191H19V192H22V190L24 189V188H26V189H30L29 191H32V190H35L34 191V196H33V198H31L32 200L34 199V201L36 202V204L38 203H40L38 206L40 207V205H44L45 203H43L42 201H43V199H44V202H45V198H46V194H47V189L45 188L46 186L44 185V182H45V177L47 178V176H50V169H48V168H46L45 169V171H40L41 170V168H39V167H34ZM125 168V169H124ZM134 168V169H133ZM242 168V169H241ZM47 170V171H46ZM125 170V171H124ZM126 170H127V173H131L130 175L129 174H127L126 173ZM130 170V171H129ZM214 170V171H213ZM243 170H245V171H243ZM247 170H248V172H247ZM100 171H101V173H100ZM106 173H105V172ZM134 171V172H133ZM240 171H242V172H240ZM45 172V173H44ZM46 172H48V173H46ZM95 172V173H94ZM109 172V173H108ZM149 172V173H148ZM171 172H172V174L175 176V178H174V176L171 174ZM197 172V173H196ZM201 172V173H200ZM258 172H260V175H259V173ZM76 173V174H75ZM70 172L69 173V175H67L65 178H61L59 181L60 182H62V183H64V185H68V183H70L71 184V182L70 181H72L74 178H76L77 177V172ZM120 173V174H119ZM126 173V174H125ZM168 173V174H167ZM242 173H243V175H242ZM263 173V174H262ZM25 174V175H24ZM27 174V175H26ZM46 174V175H45ZM96 174V175H95ZM143 174H144V176H143ZM164 174V175H163ZM165 174H167V175H165ZM178 176V177H176V175ZM198 174V175H197ZM204 174H206V175H204ZM254 174V175H253ZM29 175V176H28ZM41 175H42V177H41ZM72 175H74V176H72ZM115 175V177H114V179H112V177ZM117 175V176H116ZM121 175V176H120ZM126 175V176H125ZM150 175H151V177H150ZM257 177H256V176ZM259 175V176H258ZM25 176V177H24ZM96 176V177H95ZM128 176H131V177H128ZM148 177V178H146V177ZM159 177L158 179H159V181L157 180V179H155L154 177ZM166 176V177H165ZM197 176L199 177V178H197ZM209 176V177H208ZM74 177V178H73ZM116 177H118V178H116ZM162 177V178H161ZM168 177H173L172 179H170V178H168ZM201 177H202V179H201ZM248 177V176H247ZM25 178H26V180H25ZM29 178V179H28ZM38 178V179H37ZM121 178V179H120ZM124 178V179H123ZM138 178V179H137ZM164 178V179H163ZM178 180H177V179ZM195 178H196V180H195ZM244 178V177H243ZM43 179V180H42ZM64 179V180H63ZM69 179H71V180H69ZM150 179V180H149ZM162 179V180H161ZM167 179V180H166ZM176 179V180H175ZM38 180H40V181H38ZM112 180V181H111ZM166 180V181H165ZM168 180H169V182H168ZM172 180V181H171ZM174 180V181H173ZM29 181V182H28ZM41 181H43V182H41ZM64 181V182H63ZM67 181V182H66ZM148 181V182H147ZM154 181H156V184H154ZM161 184L162 182V184H161V186H160V184L158 183V182ZM197 181H200V182H197ZM205 181H206V184H205ZM27 182V183H26ZM34 182H35V184H34ZM170 182H172V183H170ZM178 182V183H179ZM29 183H31V184H29ZM152 183V184H151ZM166 183V184H165ZM202 183V184H201ZM26 184H28V185H26ZM38 186H37V185ZM68 185V187H70V188H68L69 190H70V192H72L73 193V191L76 193H74V194H72L71 193V195H73V197L75 198H73V201L75 202V201H77V202H79L78 204H77V202H75L79 207H81V208H85V207H87V205H86V202H85V197H80L81 195L78 193V192H76L74 189H72L71 188V185ZM159 184V185H158ZM167 184H169V185H167ZM170 184H172L171 186H170ZM183 184H184V186H183ZM26 185V186H25ZM30 185H32V186H30ZM44 185V186H43ZM66 185V186H67ZM156 185H157V187H156ZM163 185V186H162ZM187 185V186H186ZM31 187V188H28V187ZM35 186V187H34ZM152 186H155V187H152ZM159 186H160V189H159ZM167 186H169V188L167 187ZM190 188H189V187ZM202 187V189H201V187ZM24 187V188H23ZM38 187V188H37ZM145 187V188H144ZM163 187V188H162ZM172 187V188H171ZM185 187V188H184ZM188 187V188H187ZM195 187V188H194ZM198 187V189H196ZM34 188V189H33ZM36 188V189H35ZM39 188H40V190H39ZM110 188H114V189H110ZM148 188V189H147ZM155 188V189H154ZM158 188V189H157ZM166 188V189H165ZM171 188V189H170ZM173 188H175V189H173ZM43 189V190H42ZM117 189V190H116ZM157 189V190H156ZM177 189V190H176ZM180 189V190H179ZM184 191H183V190ZM187 189H189V190H187ZM38 190V191H37ZM112 190H114V191H112ZM150 192H149V191ZM155 190V191H154ZM169 190V191H168ZM173 190H175V191H172ZM182 190V191H181ZM14 190L13 191H11L10 193H9V195H17V192H15ZM119 191H120V193H119ZM145 191V192H144ZM146 191H148V192H146ZM155 192L154 194L152 193V192ZM157 191V192H156ZM159 191H160V193H159ZM166 191V192H165ZM176 191L179 193H177V194H175L176 193ZM180 191H181V194H180ZM202 191V192H201ZM38 192V193H37ZM112 192V193H111ZM116 194H115V193ZM118 192V193H117ZM131 192H134V193H131ZM135 192H137L139 195H141V196H139V195H137V193H135ZM140 192V193H139ZM143 192V193H142ZM172 192V193H171ZM175 192V193H174ZM191 192V193H192ZM201 192V193H200ZM241 192H242V194H241ZM241 192L239 193L240 194V196L242 195V198L241 199H243V200H250L249 199V197H250V195H249V193L247 192V194H244L243 195V192L245 193V190H241ZM37 193V194H36ZM142 193V194H141ZM148 195H147V194ZM150 193H152V194H150ZM171 193V194H170ZM174 193V194H173ZM190 193V194H191ZM203 193V194H202ZM261 191H259V196L260 197H258L257 198V201H256V205L257 206H259L260 208H264L263 206H261V205H263V203H264V197L263 196H261ZM107 194H108V192H107ZM121 194H122V196H121ZM131 194H132V196H133V194H136V196L137 197H139V198H133V197H131ZM145 194V195H144ZM160 194V195H159ZM162 194H164V196L165 197H163V195ZM202 196H201V195ZM40 197H38V196ZM45 195V196H44ZM108 195V196H109ZM130 195V196H129ZM144 195V196H143ZM148 197H147V196ZM150 195V196H149ZM156 195V196H155ZM162 195V196H161ZM169 195V196H168ZM183 197H182V196ZM247 195H248V197H247ZM125 196H126V199H125ZM182 198H181V197ZM201 196V197H200ZM243 196H244V198H243ZM77 197H79V198H77ZM143 197V198H142ZM146 197V198H145ZM169 197V198H168ZM235 197H237V195H234V196H232V197H230V201H232L233 199ZM255 197V196H254ZM111 198V199H110ZM115 198V199H114ZM120 198V199H119ZM128 198H129V202H125L126 200L128 201ZM131 198V199H130ZM141 198H142V201H140L141 200ZM164 198V199H163ZM176 198V199H175ZM181 198V199H180ZM163 199V200H162ZM83 200V201H82ZM262 200V201H261ZM133 201V202H132ZM178 201V202H177ZM73 202V203H74ZM85 202V203H84ZM140 202V204H138ZM43 203V204H42ZM75 203H74V205H75ZM122 203V204H121ZM127 203V204H126ZM130 203V204H129ZM132 203V204H131ZM134 203V204H133ZM142 203V204H141ZM219 204H220V201L218 202ZM88 204V203H87ZM114 204V205H113ZM144 204V205H143ZM197 204V203H196ZM199 204V205H200ZM133 205V206H132ZM140 205V206H139ZM173 205V207H176V205L175 204H172ZM37 205H35V208H37L38 207ZM84 206V207H83ZM138 206V207H137ZM143 206V207H142ZM219 206H223V205H219ZM144 207H146V208H144ZM122 208H124V207H122ZM126 208H128V207H126ZM198 207L196 206V205H194V207H193V209L192 210H194L195 209V211H198V210H196ZM254 208V207H253ZM140 209V208H139ZM199 209V208H198ZM131 210H133V209H131ZM128 211H130V209L128 210ZM255 212H256V210H255ZM258 215H259V213H258ZM257 215V216H258ZM175 216H177L178 217V215L177 214H174V215H170L169 217H170V219L171 220H177L176 219V217ZM256 220H258L257 218L254 220V222L256 221ZM174 221V222H175ZM243 222H245L244 223V225H248V222L247 221H243V219H242V224H243ZM261 222L263 223L264 222V218L263 217H261ZM253 223V221L251 222V224ZM253 224H257V223H253ZM178 225H180V222L178 223ZM170 231V237L171 238H173V240H175L174 239V237L172 236V231H171V229L169 230ZM243 231H244V229H243V227L242 228H240L239 229V227L237 228V232L239 233V234H237L238 236H242V234H244L243 233ZM167 236V235H166ZM235 237V234L233 235V236H231V237H227V238H221L223 241L224 240H227V242L230 244L231 243V239H233ZM169 237H167V239H168ZM125 242V240L124 239H121L120 241H119V243H120V245L123 243L124 244V242ZM182 246V247H181ZM180 247H179V249L181 250V251H186L187 250V247H185V246H183V245H181ZM183 248V249H182ZM224 249H227V246L226 247H224ZM198 253V252H197ZM199 255V254H198ZM204 256V257H203ZM192 259V258H191ZM195 258H193L192 260H190V259H188L187 261H185V263L184 264H187L188 262H189V260L192 262V263H194V264H199V263H202V262H204L203 260H206V256L203 254H201V255H199V257H196V259L194 260ZM212 259V258H211ZM200 262H199V261ZM30 261H32V259L30 260ZM178 258L177 259H175V262L176 263H174V264H177L178 263ZM194 261V262H193ZM191 262H189V264H192ZM173 264V263H172ZM180 264V263H179ZM211 264H218V261L215 259V258H213L212 259V261H211Z\"/></svg>",
    "mask_w": 264,
    "mask_h": 264
}]
</instances>
